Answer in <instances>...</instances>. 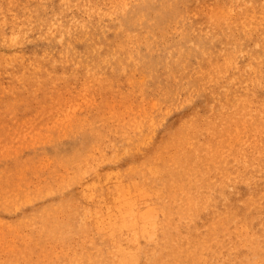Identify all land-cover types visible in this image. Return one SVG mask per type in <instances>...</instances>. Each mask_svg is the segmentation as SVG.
I'll list each match as a JSON object with an SVG mask.
<instances>
[{
	"label": "rangeland",
	"instance_id": "1",
	"mask_svg": "<svg viewBox=\"0 0 264 264\" xmlns=\"http://www.w3.org/2000/svg\"><path fill=\"white\" fill-rule=\"evenodd\" d=\"M34 1L35 4H32ZM0 0V25H3L4 27L0 26V75L2 76L0 78V194L3 196H6L9 193L13 192L14 189H20L25 190L29 188H32L33 190H36L40 185L42 186L46 182H49V180L53 179L54 177H59L60 173L64 169L63 161L60 159L59 153H65L63 157L70 160L71 163H74L75 156H77V150L80 149L83 151L84 156L87 157H97L98 151L100 153V150L106 153V158L104 163L102 164L103 169H110L116 171V167L119 168L120 173H126L133 167L134 164H138L136 161V157H133L131 154L135 151L131 152L134 148H132L133 143H136L138 141H142L144 139H147L152 134H156L157 136H161L162 133L165 137H168L170 134V131L173 129V125L177 123L179 120H182L183 118L190 115L192 119H200L202 118L203 124L206 123V120L208 119L209 122L214 118H216L215 122L220 127V129L217 126V130L219 131L218 134L221 135V131L225 126L229 125L231 126L228 130H232L231 134L234 137L236 141H233L234 143L230 142L225 147L218 148L219 157L214 166H217L220 171L219 174L225 176L226 179L224 181V185L222 184H213L212 183V189L204 191L202 198L203 200H208L210 203L209 205L211 207H216L221 204L222 207L226 209V207H230L228 205V202H237L234 203L235 205L239 206L240 208L247 205L253 206V207H264V174H261V171L264 170V114L262 115V128H254L256 132H259L260 135L257 133V140L251 142V138L247 137L248 133H254L251 130L247 132L245 136H243V133L247 130H245V127L241 125V120L243 119L244 111H249L250 108H254L255 103L258 101L259 105L264 109V0L261 3L257 0H241L242 4L245 2V6L247 7V13L245 14L248 20V25L252 23V27L250 29H244L242 28H233L232 30L229 29H217L212 28L208 25H203V28L200 25V21L197 22V18L189 16L187 14L186 16H175L172 14H169V17L167 19H164L163 22L165 24H161L160 27L155 26L152 22L154 20V17L156 15V12L161 9V6L164 4V0H130L132 2H127L129 0H46L47 5H45V0ZM44 3H43V2ZM55 1V2H54ZM65 2V6L63 3ZM82 1V3H80ZM84 1V2H83ZM96 4V6L93 5ZM104 1V2H103ZM110 1V2H109ZM114 1V2H113ZM166 1V0H165ZM189 6H197L198 8H202L205 5H201V0H189ZM193 1V2H192ZM201 1V2H200ZM204 1V0H203ZM211 1H217L219 5H229L230 0H211ZM247 1V2H246ZM254 1V2H253ZM37 2V3H36ZM53 2V3H52ZM80 4H79V3ZM90 2V3H89ZM99 2V3H98ZM102 2V3H101ZM108 2V4H107ZM116 2V4H115ZM199 2V3H198ZM251 2H253L251 4ZM258 3V5L256 4ZM43 3V4H41ZM106 5H105V4ZM113 5H112V4ZM121 3V4H120ZM125 3V5H124ZM149 3V4H148ZM11 4V5H9ZM43 6H40V5ZM50 4V5H48ZM73 6H72V5ZM76 4L78 6H76ZM99 4V5H98ZM104 4V5H103ZM115 4V5H114ZM124 7H123V5ZM131 6H130V5ZM135 4V5H134ZM137 4V6H136ZM139 4V5H138ZM63 5V6H62ZM68 8H67V6ZM75 5V6H74ZM85 5V6H84ZM89 5V6H88ZM98 8H95L97 7ZM122 5V6H120ZM133 5V6H132ZM15 6V7H14ZM34 6V7H32ZM39 6V7H38ZM47 6V7H46ZM84 6V8H83ZM94 6V7H93ZM101 6V8H100ZM110 6V7H108ZM13 7V8H12ZM32 7V8H30ZM39 8L36 10V8ZM42 7V8H41ZM49 7H53L49 9ZM56 7V8H55ZM65 10H63V8ZM75 7V8H74ZM87 7H90L87 8ZM106 7V8H105ZM125 7H127L125 9ZM135 11L138 9H145L149 10L150 14H153L152 21L150 22V16L147 17V15H144L145 17L141 20L139 17L133 18L131 14V10ZM160 7V8H159ZM3 8V10H2ZM10 8V9H9ZM31 10H30V9ZM35 8V9H34ZM59 8V9H58ZM83 8V9H82ZM105 8V9H104ZM116 8V9H115ZM121 10H120V9ZM159 8V9H158ZM18 9V10H17ZM20 9V11H19ZM41 9L43 11H41ZM61 9V10H60ZM67 9V10H66ZM69 9V12H68ZM80 11H76V10ZM87 9V10H86ZM89 9V10H88ZM100 9V10H99ZM118 9V10H117ZM128 9V10H127ZM157 9V10H156ZM7 13H5V11ZM11 10V11H10ZM14 10V11H12ZM27 10V11H26ZM29 10V12H28ZM47 10V11H46ZM49 10V11H48ZM86 12H85V11ZM99 10V11H98ZM9 11V12H8ZM23 11V12H22ZM33 11V12H31ZM53 11V12H52ZM54 11H56L54 13ZM59 11V12H58ZM89 11V12H88ZM95 11V12H94ZM111 11V12H109ZM117 12V14L115 13ZM121 11V12H120ZM124 11V13H123ZM130 11V12H128ZM20 12V13H19ZM36 12V13H35ZM38 12V13H37ZM41 12V13H40ZM63 12L62 14L59 13ZM84 12V13H83ZM92 12V13H91ZM99 12V13H98ZM101 12V16L99 15ZM104 12V13H103ZM108 12V14H107ZM166 13L167 10H164ZM5 13V14H4ZM12 13V14H11ZM28 13V14H27ZM32 13V14H30ZM50 14L48 15V14ZM57 13V14H56ZM72 13V14H71ZM81 13V14H80ZM98 13V14H97ZM111 15H110V14ZM129 13V14H128ZM16 14V15H15ZM18 14V15H17ZM36 14V15H35ZM41 14V17L39 16ZM85 14V15H84ZM107 16H106V15ZM116 14V15H115ZM131 14V15H130ZM2 15V16H1ZM8 15V16H7ZM12 15V16H11ZM24 15H26L24 17ZM75 18H73V16ZM83 18H82V16ZM89 15V16H88ZM99 15V16H98ZM115 15V16H114ZM7 16V17H5ZM16 16V17H14ZM30 16L32 18H30ZM38 16V17H37ZM47 16V17H45ZM50 16V17H48ZM54 16V17H53ZM79 16V17H78ZM106 16V17H105ZM110 16V17H109ZM112 16V17H111ZM125 16V17H123ZM131 16V17H130ZM175 16V18H174ZM13 17V18H12ZM29 17V18H28ZM61 19H60V18ZM89 19H87V18ZM93 17V19H92ZM177 17V18H176ZM185 17V18H184ZM253 17V19H252ZM7 26H6V21ZM24 18V19H23ZM35 20H34V19ZM39 18V19H38ZM51 18V20H50ZM80 18V19H79ZM102 18V19H101ZM110 18V20H109ZM121 22H120V19ZM127 18V20H126ZM131 18V19H130ZM172 18V19H171ZM181 18V19H180ZM195 18V19H194ZM3 19V20H1ZM10 19V20H9ZM28 19V20H27ZM30 19V20H29ZM46 19H49L48 22ZM65 19V20H64ZM68 19V20H67ZM74 19V20H73ZM99 19V21H98ZM116 19V20H115ZM130 19V20H129ZM138 19V20H137ZM174 19V21H173ZM14 20V21H12ZM23 24L19 23L22 22ZM29 21V24L27 21ZM38 20V21H37ZM42 20L41 22H39ZM45 20L47 22H45ZM92 20V21H91ZM94 20V21H93ZM167 20V21H166ZM189 20V21H188ZM191 20V21H190ZM194 20V21H193ZM9 21V22H8ZM27 23H26V22ZM32 21V22H31ZM76 21V22H75ZM82 21V22H81ZM129 21V22H128ZM138 21V22H137ZM144 23H143V22ZM183 21V22H182ZM193 21V22H192ZM12 22V23H11ZM15 24H14V23ZM31 22V23H30ZM39 22V23H38ZM45 24H44V23ZM75 22V23H74ZM77 22L78 25H77ZM84 22V23H83ZM95 24H93V23ZM125 22V23H124ZM19 23V24H18ZM27 25H26V24ZM35 23V24H34ZM37 23V24H36ZM42 23V25H40ZM73 23V24H72ZM107 25H106V24ZM114 23V24H113ZM120 23V24H119ZM128 23V24H127ZM130 23V24H129ZM140 23V24H139ZM145 24V26L143 24ZM176 23V24H175ZM12 26H10V25ZM25 24V25H24ZM47 24V26H46ZM59 24V25H58ZM75 24V25H74ZM83 24V26L81 25ZM89 24V25H88ZM112 24V25H111ZM134 24V25H132ZM190 24V25H188ZM15 25H17L15 27ZM24 27H22V26ZM80 25V26H79ZM126 25V26H125ZM132 25V26H131ZM136 25V28L134 27ZM141 25V26H139ZM170 25V26H169ZM180 25V27H179ZM194 25V26H193ZM9 26V27H8ZM19 26V27H18ZM21 26V27H20ZM29 26V27H28ZM70 26V27H69ZM73 26V27H72ZM76 26V27H75ZM112 26V27H111ZM123 28V29H121ZM123 26V27H122ZM125 26V27H124ZM139 26V27H138ZM155 26V27H154ZM163 26V28H162ZM167 26V27H166ZM169 26V27H168ZM14 27V28H13ZM18 27V28H17ZM28 27V28H27ZM33 27V28H32ZM41 27V28H40ZM49 27V28H47ZM60 30L57 31L58 28ZM132 27V28H131ZM142 27V28H141ZM178 27V28H177ZM189 29H188V28ZM12 28V29H9ZM45 28V29H44ZM55 28V29H54ZM66 32L64 33V31ZM88 28V30H87ZM148 28V29H147ZM154 28V29H152ZM157 28V30H156ZM169 28V29H168ZM218 28V27H217ZM5 29V30H4ZM20 31H18V30ZM31 29V30H30ZM67 29V30H66ZM71 29V30H70ZM75 29V30H73ZM105 29V30H104ZM110 29V30H109ZM138 29V30H137ZM259 29V31H258ZM3 30L4 32H2ZM16 30V31H15ZM29 30V31H28ZM34 32H33V31ZM36 30V31H35ZM38 30V32H37ZM49 30V31H48ZM92 30V31H91ZM96 30V31H94ZM121 30H123L125 33H123ZM132 30V32L130 31ZM135 30V32H134ZM137 30V31H136ZM147 30V31H146ZM175 30H177L175 32ZM183 30V31H181ZM192 30V31H191ZM214 30V31H213ZM255 30V31H254ZM262 30V31H261ZM14 33H13V32ZM26 31V32H25ZM28 31V32H27ZM47 33V34H45ZM57 31V32H55ZM68 31V32H67ZM132 34H130L129 33ZM160 31V32H159ZM173 31V32H171ZM180 31V32H179ZM185 31V32H184ZM187 31V32H186ZM216 31V32H215ZM244 31V32H243ZM251 31V32H250ZM2 32V33H1ZM11 32V33H10ZM18 32V34H17ZM25 32V33H24ZM41 34H40V33ZM52 32V33H51ZM70 32V33H69ZM91 34H90V33ZM101 35H100V33ZM109 32V33H108ZM127 32V33H126ZM142 34H146L142 36ZM158 32V33H157ZM166 32V33H165ZM171 32V33H170ZM199 32V33H198ZM209 34H207V33ZM213 32V33H212ZM218 32V33H217ZM221 32V33H220ZM224 32V33H223ZM228 32V34L226 33ZM233 32V33H232ZM235 32V33H234ZM8 33V34H7ZM10 33V34H9ZM13 33V34H12ZM37 33V35H36ZM39 33V34H38ZM51 33V35H49ZM61 35H60V34ZM74 33V34H73ZM163 33V34H160ZM227 36H226V34ZM232 36H229L231 35ZM237 33V34H236ZM5 36H2L4 35ZM21 34V35H20ZM43 34V35H42ZM71 34V35H70ZM120 36H119V35ZM171 34V35H170ZM173 34V35H172ZM177 36H176V35ZM179 34V35H178ZM182 34V36L180 35ZM212 34V35H211ZM234 34V35H233ZM236 34V35H235ZM239 34V35H238ZM7 35V36H6ZM12 35V36H11ZM16 35V36H15ZM20 35V36H19ZM44 35L49 36V38ZM59 35L61 37H59ZM65 35V36H64ZM107 35V37H106ZM123 35V36H122ZM175 35V36H174ZM185 35V36H183ZM191 35V36H189ZM217 35V36H216ZM219 35V36H218ZM223 35L224 38L222 37ZM15 36V37H13ZM19 36V37H18ZM39 36V37H38ZM80 38H79V37ZM94 36V37H93ZM109 36V37H108ZM118 36V37H117ZM142 36V37H141ZM161 38H160V37ZM169 36V37H168ZM173 36V37H172ZM187 36V37H186ZM212 36V37H211ZM237 36V37H236ZM242 36V38H241ZM244 36V37H243ZM25 37V38H24ZM38 37V39H37ZM42 37V38H40ZM51 37V38H50ZM90 39H89V38ZM122 37V38H121ZM139 37V38H137ZM172 37V38H171ZM180 37V38H179ZM189 37V38H188ZM193 37V38H192ZM197 37V38H195ZM217 37V38H216ZM251 37V39H250ZM6 38V40H5ZM34 38L35 40H33ZM40 38V40H39ZM69 40H68V39ZM104 38V39H103ZM121 38L122 40L120 41ZM123 38H125L123 40ZM150 38V39H149ZM158 41H156V39ZM212 38V39H211ZM232 38H234L232 40ZM241 38V39H240ZM11 39L13 41H11ZM25 39V41L23 40ZM30 39V41H29ZM73 42H71V40ZM74 39V40H73ZM79 39V40H78ZM82 39V40H81ZM96 42H95V40ZM114 39V40H113ZM155 39V40H154ZM164 41H163V40ZM176 39V40H174ZM221 39V40H220ZM225 39V40H223ZM232 43H231V40ZM248 39V40H246ZM49 40V41H47ZM60 40V41H59ZM101 40V43H100ZM130 40V41H129ZM135 40V42H134ZM142 40V42H141ZM151 40V41H150ZM179 40V43L178 41ZM181 40V41H180ZM218 40V41H217ZM223 40V42H222ZM230 42H229V41ZM6 41V42H5ZM8 41V42H7ZM55 41V42H54ZM65 41V42H64ZM115 41V42H114ZM141 43H140V42ZM150 41V43H149ZM169 43H166V42ZM175 41V42H174ZM186 43H185V42ZM240 44H238L237 42ZM243 41V42H241ZM1 42H4L1 44ZM27 42V43H26ZM30 42V43H29ZM61 42V44H60ZM76 42V43H75ZM79 42V43H78ZM83 42V43H80ZM92 44L89 46V43ZM94 42V43H93ZM124 44H123V43ZM127 42V43H125ZM129 42V44H128ZM148 42V43H146ZM156 42V44H155ZM174 42V43H173ZM192 42V43H191ZM227 42V44H225ZM248 42V43H247ZM255 42V43H254ZM9 43V44H8ZM36 43V44H35ZM44 43V45H43ZM49 43V44H47ZM53 43V44H52ZM71 43H73L71 45ZM86 43V44H85ZM97 43V44H95ZM105 43V45H104ZM116 43V44H115ZM132 43V44H131ZM204 45H202V44ZM229 43V45H228ZM258 43V44H257ZM4 44V45H3ZM14 44V45H12ZM42 44V45H41ZM59 44V45H58ZM88 44V46H87ZM95 44V45H93ZM104 46H103V45ZM113 44V45H112ZM123 44V45H122ZM128 44V45H127ZM131 44V45H130ZM165 46H164V45ZM181 46H179V45ZM225 44V45H224ZM235 44V45H233ZM249 44V45H248ZM257 49H255V45ZM2 45V46H1ZM35 45V46H34ZM52 45V46H51ZM65 45V46H64ZM86 45V46H84ZM99 52L98 51V47ZM107 45V46H106ZM143 45V46H142ZM189 45V46H188ZM233 45V46H232ZM239 45V46H238ZM15 46V47H13ZM46 46V47H45ZM50 46V47H49ZM57 48H56V47ZM63 46V47H62ZM70 46V47H69ZM84 46V47H83ZM111 46V47H110ZM114 46V47H113ZM128 46V47H127ZM131 46V47H129ZM134 46V47H132ZM138 46V47H137ZM153 48V49H150ZM197 46V48L195 47ZM203 46V47H202ZM227 48H226V47ZM243 46V47H241ZM245 46V47H244ZM252 46V47H251ZM7 49H5V48ZM9 47V48H7ZM63 49H62V48ZM65 47V48H64ZM67 47V48H66ZM86 47V50H85ZM95 47V48H94ZM103 47V48H102ZM104 47H106L104 49ZM126 52V55H124V49ZM143 47V48H142ZM158 47V49H157ZM181 47V48H180ZM223 47V48H222ZM250 47V48H249ZM254 47V48H253ZM2 48V49H1ZM21 48V49H20ZM43 48V49H42ZM45 48V49H44ZM71 48V49H70ZM73 48V49H72ZM77 48V49H76ZM89 48V49H88ZM91 48L92 52H91ZM109 48V49H108ZM134 48V49H133ZM139 50H138V49ZM142 48V49H141ZM145 48V49H144ZM156 48V49H155ZM168 48V49H166ZM173 48V49H172ZM177 48V49H176ZM190 48V50H189ZM215 48V50H214ZM217 48V49H216ZM238 48V49H237ZM259 48V49H258ZM40 49V50H39ZM53 49V50H52ZM81 49V50H80ZM88 49V52H87ZM101 49V50H100ZM128 49V50H127ZM197 49V50H196ZM219 49V50H218ZM221 49V50H220ZM228 49V51H227ZM233 49V50H232ZM237 49V50H235ZM241 49V50H240ZM4 52H3V51ZM47 50V52L45 51ZM59 50V52H58ZM76 50V51H75ZM85 50V51H84ZM136 50V51H135ZM145 50V51H144ZM152 50V51H151ZM157 52H155V51ZM159 50V51H158ZM211 50V52H210ZM223 50V51H222ZM249 52H248V51ZM252 50V51H251ZM14 51V53H13ZM38 51V52H37ZM44 51V53H43ZM50 51L51 53H49ZM64 51L66 53H64ZM75 51V52H74ZM82 51V52H81ZM90 51V52H89ZM121 51V52H120ZM131 51V52H129ZM139 51V52H138ZM174 51V52H173ZM183 51V52H182ZM187 51V52H186ZM196 51V52H195ZM218 51V52H217ZM226 51V52H225ZM232 51V52H231ZM241 51V52H240ZM25 52V53H24ZM31 52V53H30ZM35 52H37L35 54ZM42 52V53H41ZM45 52L48 54H45ZM73 52V53H72ZM79 52V53H78ZM97 52V53H95ZM104 52V53H103ZM119 52V53H118ZM135 52V53H134ZM143 52V53H141ZM147 52V53H146ZM149 52V53H148ZM151 52V54H150ZM153 52V53H152ZM164 52V53H163ZM169 52V53H168ZM181 52V53H180ZM194 52V53H193ZM200 52V53H199ZM208 52V53H207ZM231 54H230V53ZM239 52V53H238ZM257 54H255V53ZM7 53V54H6ZM21 53V54H20ZM27 53V54H26ZM60 54L59 55H57ZM68 53V54H67ZM78 53V54H76ZM84 55H83V54ZM94 53V54H93ZM100 53V54H99ZM113 53V54H112ZM116 53V54H115ZM118 53V54H117ZM132 53V54H131ZM139 55H137V54ZM167 55H166V54ZM180 53V54H178ZM225 53V54H224ZM243 53V54H242ZM247 53V54H246ZM253 55H251V54ZM5 54V55H4ZM13 54V56H12ZM31 54V55H30ZM71 54V56L69 55ZM87 54V55H85ZM104 54V55H103ZM122 54V55H121ZM136 54L137 56H135ZM188 54V55H186ZM195 54V55H194ZM206 54V55H205ZM223 54V55H222ZM235 54V55H234ZM262 54V55H261ZM9 55V56H8ZM34 57H33V56ZM44 55V56H41ZM53 57H52V56ZM69 55V56H67ZM73 55V56H72ZM76 55V57H75ZM82 55V58L80 59ZM99 55V56H97ZM106 55V56H105ZM109 55V56H108ZM112 55V56H111ZM118 56V58L116 57ZM133 55V56H132ZM164 55V56H163ZM171 55V57H170ZM178 55H181L178 57ZM183 55V56H182ZM227 55V56H225ZM230 55V56H229ZM233 55V57H232ZM240 55V56H239ZM245 57L243 58V56ZM4 56V57H3ZM29 56V57H28ZM55 56V57H54ZM65 58H64V57ZM78 56V57H77ZM86 56V57H85ZM115 56V57H114ZM125 56V57H124ZM131 56V57H130ZM142 56V57H141ZM144 56V57H143ZM146 56V57H145ZM151 56V57H150ZM166 56V57H165ZM185 56V57H184ZM203 56V57H202ZM235 56V57H234ZM255 56V58H254ZM41 57V58H40ZM45 57V58H44ZM138 59H137V58ZM157 57V58H156ZM164 57V58H163ZM184 57V59H183ZM187 57V58H186ZM192 57V58H189ZM216 57V59H215ZM225 57V58H223ZM232 57V58H230ZM238 57V59H237ZM263 59H262V58ZM6 60H5V59ZM11 58V59H10ZM36 58V59H35ZM57 58V59H56ZM88 58V59H87ZM99 58V59H98ZM117 58V59H116ZM129 58V59H126ZM132 58V59H131ZM143 60H142V59ZM147 58V59H145ZM163 58V59H160ZM171 60H170V59ZM179 62H178V60ZM197 58V59H196ZM202 58V59H201ZM228 58V59H227ZM246 58V59H245ZM257 58V59H256ZM22 59V60H21ZM38 59V60H37ZM41 59V60H40ZM62 59V60H59ZM69 59H71L69 61ZM73 59V61H72ZM160 59V60H159ZM167 64H165L164 62ZM183 61H182V60ZM191 59V61H190ZM195 59V60H194ZM210 59V60H209ZM215 59V60H214ZM233 59L232 61H230ZM240 59V60H239ZM256 59V60H255ZM261 59V60H260ZM5 60V61H3ZM13 60V61H12ZM20 60V61H19ZM33 62L31 63L30 61ZM47 60V62H46ZM59 60V61H58ZM75 60V61H74ZM118 60V61H117ZM119 60H121L119 62ZM123 60V61H122ZM128 60V61H127ZM135 62H134V61ZM146 61V63H144ZM158 60V61H157ZM202 60V61H201ZM209 60V61H208ZM217 60V61H216ZM222 60V61H221ZM227 62H226V61ZM7 61V62H6ZM10 61V62H9ZM19 61V62H18ZM39 61V62H37ZM49 61V62H48ZM83 61H85L83 63ZM106 61V62H104ZM109 61V62H108ZM112 61V62H111ZM116 61V62H115ZM133 61V62H132ZM176 61V62H175ZM198 61V63H197ZM221 61V62H219ZM238 61V62H237ZM261 61V63H260ZM9 62V63H8ZM12 62V63H11ZM22 62V63H21ZM26 62V63H25ZM41 62V63H40ZM52 62V63H50ZM70 62V63H69ZM75 62V65H74ZM78 62V63H77ZM94 62V65H93ZM116 64H115V63ZM123 62V63H122ZM154 62V63H153ZM157 62V64H156ZM160 62V63H159ZM173 62V63H172ZM192 64V65H190ZM206 62V63H205ZM209 62V63H208ZM219 62V63H218ZM223 62V63H222ZM235 62L236 65L234 64ZM248 62V63H247ZM6 63V64H4ZM15 63L17 65H15ZM36 63V65H35ZM54 63V64H53ZM57 63V64H56ZM108 63V64H107ZM122 63V65H121ZM133 65H132V64ZM144 63L143 65H141ZM151 63V65H149ZM175 65L173 66V64ZM183 63V64H182ZM186 63V65H185ZM188 63V64H187ZM211 63V64H210ZM227 63V64H226ZM233 63V64H232ZM243 63V64H242ZM251 63L253 65H251ZM23 64V65H22ZM38 64V65H37ZM48 64V65H47ZM56 64V66H55ZM59 64V65H58ZM66 64V65H65ZM80 64H82L81 67ZM103 64V65H102ZM108 66H107V65ZM114 64V65H113ZM124 64V65H123ZM141 66H140V65ZM161 64V65H160ZM211 66H209V65ZM229 64V66H228ZM7 65V66H6ZM9 65V66H8ZM40 65V67H39ZM78 65V66H77ZM91 65V66H90ZM101 65V66H100ZM121 65V67H120ZM137 65V66H135ZM148 65V66H147ZM156 66L152 69L153 66ZM158 65V66H157ZM169 65V66H168ZM182 68H180L181 66ZM191 67H190V66ZM195 65V66H194ZM208 65V66H207ZM232 65V66H231ZM236 67H235V66ZM257 65V66H256ZM261 65V66H260ZM2 66V67H1ZM16 66V67H15ZM22 66V68H21ZM32 66V67H31ZM42 66V67H41ZM52 66V68H51ZM54 66V67H53ZM89 66V67H88ZM93 66V68H92ZM104 66V67H103ZM107 66V67H106ZM114 66V67H113ZM123 66V67H122ZM130 66V67H129ZM146 68H145V67ZM150 66V67H149ZM152 66V67H151ZM161 66V67H160ZM180 66V67H179ZM184 66V67H183ZM221 66V67H219ZM240 66V67H237ZM5 67V69H4ZM9 67V68H8ZM12 67V68H10ZM25 67V68H24ZM45 67V68H44ZM47 67V68H46ZM167 67V68H166ZM179 67V68H178ZM189 67V68H188ZM194 69H193V68ZM209 67V68H208ZM219 67V68H218ZM226 67V68H225ZM235 67V68H234ZM252 67V68H250ZM256 67V68H255ZM258 67V68H257ZM2 68V69H1ZM33 68V70H32ZM39 68V69H38ZM54 68V69H53ZM57 68V69H56ZM66 68V69H65ZM71 68V69H70ZM73 68V70H72ZM91 68V72L90 71ZM100 68V70H99ZM118 68V69H115ZM142 68L145 70V72L142 70ZM149 68L151 71H149ZM240 68V69H239ZM255 68V69H253ZM25 69V70H24ZM29 69V70H28ZM46 69V70H45ZM53 69V70H52ZM68 69V70H67ZM88 69V70H87ZM92 69H94L93 72ZM108 69V70H107ZM121 69V71H120ZM124 69V70H123ZM127 69V70H126ZM166 69V70H164ZM187 69V70H186ZM193 69V70H192ZM200 69V70H199ZM219 69V70H218ZM226 69V70H224ZM243 69V70H242ZM253 69V71H251ZM263 72H262V70ZM8 70V71H7ZM11 70V71H10ZM24 70V71H23ZM50 70V71H49ZM85 70V71H84ZM99 70V72L97 71ZM111 73H106L107 71ZM117 73L114 75V73ZM135 70V72H134ZM158 70V71H157ZM163 70V71H162ZM180 72H179V71ZM227 70L228 73H227ZM235 73H234V71ZM245 70V71H244ZM253 72L248 73L247 71ZM261 70V71H260ZM17 71V72H16ZM26 71V73H25ZM40 71V72H39ZM54 71V72H52ZM62 71V73H61ZM64 71V72H63ZM65 71L67 72L65 74ZM102 73H101V72ZM104 71V72H103ZM129 71V72H128ZM133 71V72H132ZM141 71V74H140ZM186 71V72H185ZM210 71V72H209ZM215 73H214V72ZM231 71V72H230ZM233 71V73H232ZM241 71L242 73H240ZM43 72V73H42ZM47 72V74H46ZM86 72V73H85ZM88 72V73H87ZM98 72V74H96ZM121 74H120V73ZM131 72V73H130ZM144 72V73H143ZM159 72V73H158ZM162 72H165L162 73ZM170 72V73H169ZM183 75V78H179V76L176 75V73ZM219 72L221 74H219ZM230 72V73H229ZM259 72V73H258ZM260 72H262L260 74ZM11 73V74H10ZM20 75H19V74ZM37 73V74H35ZM64 73V74H63ZM70 73V74H69ZM78 73V74H77ZM84 73V74H83ZM130 73V74H129ZM163 75H161V74ZM174 73V74H172ZM16 74V75H15ZM63 74V75H62ZM69 74V75H68ZM76 77H74V75ZM77 74V75H76ZM83 74V76H82ZM92 74H95L92 76ZM169 74V75H168ZM186 74V75H185ZM233 74V75H231ZM239 74V75H238ZM248 76H247V75ZM259 77H258V75ZM22 75V76H21ZM44 75V76H43ZM91 75V76H90ZM102 75V76H101ZM114 75V76H113ZM119 75V76H118ZM145 75V77H144ZM154 75V78L152 77ZM194 75V76H193ZM206 75V76H205ZM239 77H238V76ZM250 75V76H249ZM8 76V77H6ZM18 76V77H17ZM20 76V77H19ZM35 76V77H34ZM38 76V77H37ZM46 76V77H45ZM53 76V77H52ZM55 76V77H54ZM73 76V77H72ZM86 76V77H85ZM142 76V77H140ZM174 76H176V79H174ZM190 76V77H189ZM208 76V77H207ZM242 76V77H241ZM92 77V78H91ZM99 77V80H98ZM103 77V78H102ZM115 77V79L113 78ZM122 77V79H121ZM135 77V78H134ZM146 78L144 80V78ZM150 77V78H149ZM170 77V79L168 78ZM210 77V78H209ZM235 77V79H234ZM242 81L240 82L239 79ZM245 77L246 79H244ZM8 78V79H7ZM38 78V79H35ZM47 78L50 80H47ZM61 78V79H60ZM76 78V79H75ZM104 78H107L104 79ZM121 80H120V79ZM125 78H127L125 80ZM157 78V80H156ZM158 78H160L158 80ZM164 80H163V79ZM232 78V80H231ZM242 78V79H241ZM248 78V79H247ZM257 78V79H256ZM4 79V80H3ZM19 79V80H18ZM58 79V80H56ZM63 79V80H62ZM73 79V80H72ZM75 79V81H74ZM81 79V80H80ZM85 79V80H84ZM90 79V80H89ZM141 83H140V81ZM143 79V80H142ZM170 81H169V80ZM221 79V80H220ZM226 79V80H225ZM256 79V80H255ZM15 80V82L13 81ZM69 80V82H68ZM73 82H72V81ZM84 80V81H83ZM110 80V81H109ZM122 82H120V81ZM123 80V81H122ZM131 80V81H130ZM150 80V81H149ZM155 80V83L153 82ZM168 80V81H167ZM174 80V81H173ZM204 80V82H203ZM262 80V81H261ZM4 81V82H2ZM11 81V82H10ZM32 81V82H31ZM42 81V82H41ZM49 81V82H48ZM65 83H64V82ZM77 81V82H76ZM82 81V82H81ZM97 81V83L95 82ZM126 81V82H125ZM149 81V82H148ZM152 81V82H151ZM164 81V82H163ZM165 81H167V86L165 84ZM237 81L239 84H237ZM245 81V82H244ZM253 81V82H252ZM258 81V82H257ZM23 82V84H22ZM31 82V83H30ZM74 84H72V83ZM105 84H102V83ZM110 82V83H109ZM130 82V83H128ZM147 84H146V83ZM158 82V83H156ZM175 82V83H174ZM176 82L178 83L176 85ZM244 82V83H243ZM261 84H260V83ZM263 82V83H262ZM21 83V84H20ZM27 86H26V84ZM35 83V84H34ZM84 83L86 85H84ZM100 83V84H99ZM132 83V84H131ZM138 83V84H137ZM154 83V84H152ZM174 83V84H173ZM211 83V84H210ZM213 83V84H212ZM217 83V84H216ZM220 83V84H219ZM222 83V85H221ZM226 83V84H225ZM230 83V84H229ZM247 83V84H246ZM250 85H249V84ZM64 84V85H62ZM96 84V86H95ZM109 84V85H108ZM110 84H113L110 86ZM125 84V85H124ZM130 84V85H129ZM137 84V85H136ZM144 84V85H143ZM164 84V85H163ZM182 84V85H181ZM215 84V85H214ZM219 84V86H218ZM225 84V85H224ZM234 84V86L232 85ZM245 84V85H244ZM5 85L7 87H5ZM11 85V86H10ZM52 85V86H51ZM84 85V86H83ZM92 85V86H91ZM94 85V86H93ZM101 85V86H100ZM105 85L106 88H103ZM128 85V86H127ZM184 85V87H182ZM210 85V86H209ZM224 85V86H223ZM229 85V86H228ZM232 85V86H230ZM239 85V86H238ZM9 86V87H8ZM17 89H16V87ZM22 86V87H21ZM35 86V87H34ZM44 86V87H43ZM55 86V88H54ZM103 86V87H102ZM110 86V87H109ZM131 86V87H130ZM135 86V87H134ZM154 86V87H153ZM171 86V87H170ZM212 86V88H211ZM214 86V87H213ZM227 86V87H226ZM243 86V88H242ZM247 86V88H245ZM253 86V87H252ZM255 86V87H254ZM259 88H258V87ZM28 87V88H27ZM31 87V88H30ZM41 87V90H40ZM43 87V88H42ZM66 87V88H65ZM81 87V89H79ZM86 87V88H85ZM89 87V89H88ZM93 87V88H92ZM98 87V90L96 91ZM103 88L105 90H100V88ZM114 87V89H113ZM116 87V89H115ZM118 87V89H117ZM188 87V88H187ZM210 87V88H209ZM215 87H217V90H215ZM220 87V89L218 88ZM238 89H237V88ZM252 87V88H251ZM263 87V88H261ZM12 88V89H11ZM24 88V89H23ZM61 88V89H60ZM95 88V91H94ZM126 88V92H125ZM129 90H128V89ZM172 88V89H171ZM180 88V89H179ZM226 88V89H224ZM250 90H249V89ZM9 89V90H8ZM43 89V90H42ZM63 89V90H62ZM65 89V90H64ZM77 89V90H76ZM120 89V90H119ZM156 89V90H155ZM159 89V91H158ZM168 91H167V90ZM234 89V90H232ZM257 89V90H255ZM259 89V90H258ZM9 92H8V91ZM18 90V91H17ZM39 90V91H38ZM45 90V91H44ZM82 90V91H81ZM86 90V92H84ZM107 90V91H106ZM123 90V91H122ZM133 90V92H132ZM215 90V91H214ZM236 90V91H235ZM7 91V92H6ZM28 91V93L26 92ZM58 91V94L56 93ZM62 91V92H61ZM66 91V92H65ZM69 91V93H68ZM104 91V92H103ZM122 93H121V92ZM138 91V92H137ZM161 91V93H160ZM163 91V92H162ZM170 91V92H169ZM183 95H182V93ZM210 91V92H209ZM217 91V92H216ZM219 91V92H218ZM225 91V92H224ZM228 93H227V92ZM233 91V93H232ZM240 91L241 94L239 93ZM254 91V93H253ZM12 92V93H11ZM16 92V93H15ZM43 92L45 94H43ZM54 92V93H52ZM74 92V93H73ZM84 92V93H83ZM97 92V93H96ZM99 92V93H98ZM113 92V94H112ZM128 92V93H127ZM141 92V93H140ZM177 92L179 94H177ZM197 92V93H196ZM207 92V93H206ZM213 92V93H211ZM224 92V93H220ZM7 95H4V94ZM11 93V94H10ZM14 93V94H13ZM78 93L81 95H78ZM89 95H88V94ZM93 93V94H92ZM96 95H95V94ZM105 93V96H102V94ZM111 93V94H110ZM132 93V94H130ZM176 95H175V94ZM185 93V94H184ZM194 93V94H192ZM203 93V94H202ZM218 93V94H217ZM220 93V94H219ZM231 93V94H230ZM238 93V94H237ZM26 94V95H25ZM37 94V95H36ZM43 94V98L42 95ZM84 94V96H83ZM86 94V96H85ZM100 94V95H99ZM214 96H210V95ZM223 94V95H221ZM229 94V95H228ZM235 94V95H234ZM16 95V96H13ZM24 95V98H22ZM35 95V96H34ZM45 95V96H44ZM65 95V96H63ZM70 95V96H69ZM72 95L76 96L74 98H71ZM92 95V96H91ZM124 95V96H123ZM133 97H132V96ZM139 97H138V96ZM195 95V96H194ZM209 95V96H208ZM220 95V96H219ZM4 96V97H3ZM27 96V97H26ZM29 96V97H28ZM32 96V97H31ZM47 96V97H46ZM56 96V98H55ZM69 96V97H68ZM97 96V97H96ZM100 96V97H99ZM112 96V97H111ZM114 96V97H113ZM136 96L138 98H136ZM156 96V97H155ZM192 96V97H191ZM223 96V97H222ZM230 96V97H229ZM9 97V98H7ZM15 97V99H13ZM22 99H21V98ZM31 97V98H30ZM55 99H54V98ZM61 97V98H60ZM68 97V98H67ZM78 97H83L78 98ZM86 99H85V98ZM96 97V98H95ZM108 97V98H106ZM110 97V98H109ZM117 97V98H116ZM185 97V98H184ZM197 97V98H196ZM236 97V98H235ZM4 98V99H3ZM7 98V99H6ZM18 98V99H16ZM37 98V99H36ZM48 98V99H46ZM52 98V99H51ZM88 98V99H87ZM90 98V99H89ZM92 98V99H91ZM133 98V99H131ZM170 98V99H169ZM220 98V99H219ZM226 98V99H224ZM3 99V100H2ZM28 99V100H27ZM46 99V101H45ZM62 99V100H61ZM81 100V102H79ZM96 99V100H95ZM99 99V100H98ZM141 99V100H140ZM181 99V100H180ZM192 99V100H191ZM5 100V102H4ZM6 100H8L6 102ZM10 100V101H9ZM30 100V102H29ZM52 100V101H51ZM72 100V103H71ZM76 100V101H75ZM86 100V101H85ZM98 100V101H97ZM103 100V101H102ZM111 100V102H110ZM135 100V101H134ZM183 100V102H182ZM195 100V101H194ZM200 100V101H199ZM250 100L249 104L248 101ZM3 101V102H2ZM66 101V102H65ZM89 101V103H87ZM97 101V103H96ZM157 102V104H152L153 102ZM188 102V104L186 103ZM199 101V102H198ZM64 102V103H63ZM107 102V105H105ZM198 102V103H197ZM222 102V103H221ZM2 103V104H1ZM26 103V105H25ZM35 103V104H34ZM70 103V104H69ZM86 103L88 105H83ZM95 103V105H94ZM111 103V104H110ZM179 103V104H178ZM184 103V104H183ZM213 103V104H212ZM6 104V105H5ZM9 104V105H8ZM12 104V105H11ZM61 107H59V105ZM81 104V105H80ZM130 104V105H129ZM135 104V105H134ZM152 104V105H151ZM186 104V105H185ZM251 104V105H250ZM2 105V106H1ZM33 105V106H32ZM57 105V106H56ZM90 105V106H89ZM100 105V106H99ZM112 105V106H111ZM120 105V106H119ZM149 105V107H147ZM155 105V106H154ZM177 105V106H176ZM182 105V107H181ZM25 106V108H24ZM30 106V107H29ZM52 106V107H51ZM81 106V107H80ZM94 106V107H93ZM105 106V107H104ZM122 106V107H121ZM146 106V107H145ZM152 106V107H151ZM163 106V107H162ZM244 106V107H242ZM46 107V108H45ZM57 107V108H54ZM59 107V108H58ZM65 107V108H63ZM77 107V108H76ZM90 107V108H89ZM93 107V108H92ZM96 107V108H95ZM103 107V108H101ZM107 107V108H106ZM151 107V108H150ZM199 107V108H198ZM242 107V108H241ZM5 108V109H4ZM13 108V109H12ZM22 108V109H20ZM33 108V110H32ZM35 108V109H34ZM69 108V109H68ZM99 108V109H98ZM122 108V109H121ZM144 108V109H143ZM177 108V109H175ZM84 111H83V110ZM93 109V110H92ZM98 111H97V110ZM146 110V117L149 118V120L152 119V121L155 124V127L153 126H142L143 129L134 130L130 129L129 134H127L126 137H123L120 132L119 124L121 121H127L128 124H132L133 119L129 121L130 118H134L137 120V118L140 115V110ZM148 109V110H147ZM152 109V110H151ZM175 109V110H174ZM198 109V110H197ZM243 109V110H242ZM27 110V111H26ZM65 110V111H64ZM185 110V111H184ZM35 111V112H34ZM153 111V112H152ZM168 113H167V112ZM178 111V112H177ZM198 111V112H197ZM212 111V112H211ZM236 111V112H235ZM238 111L240 114H238ZM3 112V113H2ZM45 112L49 113L46 114ZM152 112V113H151ZM156 112V113H155ZM9 113V114H8ZM18 113V114H17ZM31 113V114H30ZM76 113V114H75ZM85 113V114H84ZM109 113H116V119L118 120H109V123H107V120H102L98 118L99 116H105L108 119ZM167 113V115H166ZM199 113V114H198ZM219 113V115H218ZM223 113V114H222ZM235 113V115H234ZM20 114V115H19ZM30 114V115H29ZM34 114V115H33ZM38 114V115H37ZM46 114V115H45ZM152 114V115H151ZM181 114V115H180ZM193 114V115H192ZM204 114V115H203ZM208 114V117H207ZM210 114V115H209ZM9 115V116H8ZM33 117H32V116ZM43 115V116H42ZM45 115V116H44ZM76 115V116H75ZM81 115V117H80ZM202 115V116H201ZM16 116V117H15ZM20 116V117H19ZM27 116V117H26ZM50 116V117H49ZM84 119H83V117ZM152 116V117H151ZM172 116V117H171ZM200 116V117H199ZM29 117L31 119H29ZM75 117V118H74ZM77 117H79V121H76ZM166 117V118H165ZM8 118V121H7ZM35 118V119H34ZM38 118V119H37ZM74 118V119H73ZM81 118L83 120H81ZM125 118V119H124ZM165 118V119H164ZM173 120H171V119ZM211 118V119H209ZM20 119V120H19ZM26 119V120H25ZM37 119V120H36ZM41 119V120H40ZM72 119V120H71ZM154 119V120H153ZM161 119V121H160ZM169 119V120H168ZM30 120V122H29ZM32 120V121H31ZM35 120V121H34ZM60 120V121H59ZM64 120V122H63ZM73 120L76 121V123L71 126L69 123ZM207 120V121H208ZM218 120V121H217ZM38 121V122H37ZM62 121V122H61ZM82 121V122H80ZM256 119L252 122L255 123ZM33 122V125H32ZM44 122V123H41ZM67 122V123H65ZM84 122V123H83ZM165 122V123H163ZM21 123L23 125H21ZM29 124V126L27 125ZM63 123V124H62ZM83 123V125L81 124ZM49 124V125H48ZM60 124V125H59ZM65 124V128L63 127ZM161 124V125H160ZM224 124V125H223ZM2 125V126H1ZM14 125V127H13ZM41 125V126H40ZM50 128V126H53ZM57 125V126H56ZM63 125V126H62ZM36 126V127H35ZM45 126V127H44ZM23 127V129L21 128ZM26 127V128H25ZM31 127V128H30ZM41 127V128H40ZM47 127V128H46ZM85 129H84V128ZM152 127V128H151ZM223 127V128H222ZM239 127V128H237ZM72 128V129H71ZM77 128V129H76ZM151 128V129H150ZM155 128V129H154ZM163 128V129H162ZM166 128V129H165ZM249 128V127H246ZM10 129V130H9ZM12 129V130H11ZM18 129V130H16ZM44 133H42L41 131ZM239 129V130H238ZM35 130V131H34ZM61 130V132H59ZM90 130V131H89ZM148 130V132L146 131ZM160 130V131H159ZM241 130V131H240ZM33 131V132H32ZM38 131V132H37ZM77 131V133L75 132ZM82 131V132H80ZM94 131V132H93ZM133 131V132H132ZM141 131V132H140ZM164 131V132H162ZM241 135H239V133ZM243 131V132H242ZM15 132V133H14ZM17 132V133H16ZM29 132V133H28ZM152 132V134H150ZM10 133V134H9ZM21 133V134H20ZM35 133H37L35 135ZM48 133V134H47ZM22 136H20V135ZM30 134V135H29ZM32 134V135H31ZM46 134V135H44ZM112 134V135H111ZM236 134V135H235ZM26 135V137H25ZM42 135V136H41ZM52 135V136H50ZM82 135V136H81ZM128 135H130L131 140L134 139L136 142L129 141ZM10 136V137H8ZM15 136V137H14ZM33 136V137H31ZM40 136V138H39ZM111 136V137H110ZM13 137L15 139H13ZM35 137V138H34ZM45 137V138H44ZM50 137V139L48 138ZM82 137V138H81ZM86 137V138H83ZM245 139H244V138ZM8 138V139H7ZM17 138V139H16ZM23 138V139H22ZM32 138V139H30ZM38 140H37V139ZM89 138V139H88ZM123 140H121V139ZM10 139V140H9ZM36 139V141H35ZM60 139V141H59ZM18 140V141H17ZM20 140V141H19ZM26 142H25V141ZM107 140V141H106ZM138 140V141H137ZM242 140V141H241ZM11 141L12 143H10ZM47 141V142H46ZM72 141V143H70ZM98 141V142H97ZM101 141V142H99ZM124 141V142H123ZM16 142V143H15ZM45 142V143H44ZM80 142V143H79ZM96 143V145H94ZM107 142V144H106ZM109 142V143H108ZM15 143V144H14ZM33 143H37L36 145ZM87 143V144H86ZM100 143V149L98 147V144ZM24 144V145H23ZM32 144V146H31ZM125 144V145H124ZM151 144V142H150ZM10 147L8 149V147ZM229 147L227 148V146ZM243 147H242V146ZM51 146V147H50ZM75 146V147H74ZM234 146H236L234 148ZM239 146V147H238ZM246 148H245V147ZM3 147V148H2ZM7 149H6V148ZM233 147V149H231ZM26 148V149H25ZM113 148V149H112ZM227 148V149H226ZM239 148V149H237ZM245 148V149H244ZM4 149V150H3ZM25 149V150H24ZM31 149V150H30ZM71 149V150H70ZM106 149V150H105ZM120 149V151H119ZM224 149V150H222ZM236 149V150H235ZM109 150V151H108ZM32 151V153H31ZM111 151V152H110ZM223 151V152H222ZM226 151V153H225ZM4 152L6 154H4ZM16 152V153H15ZM67 152V153H66ZM94 152V153H93ZM126 154H124V153ZM130 152V153H129ZM233 152V153H232ZM238 152V153H237ZM45 153V154H44ZM129 153V155H128ZM224 153V154H223ZM25 154V155H24ZM98 154V155H97ZM239 154V155H238ZM68 155H73L72 157H68ZM225 155V156H222ZM119 156V157H118ZM125 156V157H124ZM116 157V158H115ZM230 157V160H233L232 163L228 159ZM235 157V159H234ZM44 158V159H43ZM118 158V166L117 162L113 163ZM123 158V159H122ZM232 158V159H231ZM240 158V159H239ZM88 159V158H87ZM226 159V160H225ZM56 160V161H55ZM237 160V161H236ZM242 162H241V161ZM39 161V162H38ZM41 161V162H40ZM113 161V162H112ZM230 161V162H229ZM236 161V162H235ZM246 161V163H245ZM61 162V163H60ZM41 163V164H40ZM46 163V164H44ZM132 163V164H130ZM242 163V164H241ZM40 164V165H39ZM49 164V165H48ZM107 164V165H106ZM109 164V166H108ZM111 164V165H110ZM224 164V165H223ZM259 164V165H258ZM59 165V166H58ZM116 165V166H115ZM127 165V166H126ZM255 165V166H253ZM41 166V167H40ZM88 166L87 164L84 165V168ZM59 167V168H58ZM78 167V166H76ZM232 167V168H231ZM255 167V169H254ZM83 168V167H82ZM223 168V169H222ZM230 168V169H229ZM229 169V170H228ZM249 171H248V170ZM257 169V170H256ZM260 169V170H259ZM241 170V172H240ZM247 170V171H246ZM252 170L254 174H252ZM61 171V172H59ZM236 173H234V172ZM251 171V172H250ZM69 172V173H68ZM71 172V173H70ZM243 172V173H242ZM77 172L67 170L64 174H66L68 177L73 176ZM217 173V174H216ZM240 173V174H239ZM248 173V175L246 174ZM264 173V172H263ZM218 172H215L216 176H220ZM237 174V175H236ZM239 174V175H238ZM257 174V175H256ZM213 175V176H212ZM214 173H207V176L212 179L215 177ZM231 175V176H230ZM236 175V176H233ZM241 175V176H240ZM54 176V177H53ZM239 178H238V177ZM246 176V177H245ZM249 178H248V177ZM258 176V177H257ZM260 176V177H259ZM229 177V178H228ZM234 177V178H231ZM251 177V178H250ZM36 180H35V179ZM242 180H241V179ZM250 180H246V179ZM257 178V179H256ZM245 179V180H244ZM227 180V181H226ZM252 180V182H251ZM231 181H234L231 182ZM246 181V185L244 182ZM255 181V182H254ZM35 182V183H33ZM237 182V183H236ZM239 182L241 183L239 186ZM260 182V183H259ZM263 182V183H262ZM233 185H232V184ZM230 184V185H229ZM249 184V185H248ZM251 184V185H250ZM255 184V185H254ZM253 185V186H252ZM257 185V187H255ZM263 185V186H262ZM32 186V187H31ZM227 187V188H226ZM230 187V188H229ZM233 187V188H232ZM237 187V189H236ZM254 187V188H252ZM219 188V189H218ZM214 189V191H213ZM229 189V190H228ZM256 190V192L254 191ZM77 188H73L70 191H67L65 193L66 198H70L74 192H76ZM239 190V191H238ZM246 190V193H245ZM250 190V191H249ZM72 191V192H71ZM210 191V192H209ZM225 191L227 193H225ZM253 191V192H252ZM259 191V192H258ZM262 191V192H260ZM219 192L221 194H219ZM230 192V193H229ZM238 192V193H237ZM258 192V193H257ZM217 193V194H216ZM71 194V195H70ZM228 194V195H226ZM253 194V195H252ZM208 195V196H207ZM222 195V196H221ZM225 195V196H224ZM237 195V196H236ZM263 195V196H262ZM236 196V197H235ZM245 196V198H244ZM50 197V198H48ZM208 197V199H206ZM227 197V198H226ZM233 197V198H232ZM236 199H235V198ZM255 197V198H254ZM217 198V199H216ZM222 198V199H221ZM45 199V200H44ZM58 195H52V196H44L40 199H34V207H43L47 205L48 201H52L54 205H58L61 200H59ZM244 199H249L251 202H247L246 204L242 201ZM260 199V200H259ZM229 200V201H228ZM233 200V201H231ZM240 200V202H239ZM253 200V201H252ZM220 202V203H213V202ZM258 203H257V202ZM14 202H17L15 200ZM227 202V203H226ZM256 202V203H254ZM43 203V204H42ZM45 203V204H44ZM205 203V202H204ZM214 205H213V204ZM245 204V205H244ZM254 204V205H253ZM259 204V206H258ZM224 205V206H223ZM2 203L0 204V223L3 224H10L17 220L19 217V212H14L10 214L7 209L4 207ZM232 207V206H231ZM6 211V212H5ZM15 214V215H14ZM18 215V216H17ZM255 215V213H254ZM258 215V221L254 222L249 225L250 231L256 232V233H262L264 235V211L262 213L256 214ZM11 216V217H10ZM260 216V217H259ZM249 219H253L251 215H249ZM262 218V220H261ZM3 220V221H2ZM261 221V222H260ZM241 222V221H240ZM239 222V223H240ZM261 223V224H260ZM242 225V223H240ZM260 225V226H259ZM252 227V228H251ZM26 229V230H25ZM261 229V230H260ZM261 232H260V231ZM36 231L35 229H32L31 227H25L23 231L21 232L23 235L30 234L31 232ZM262 243V247L264 246V241L260 240ZM246 253H243V262L248 261V257H251L253 260H256V258L252 257L251 255H248Z\"/></svg>",
	"mask_w": 264,
	"mask_h": 264
},
{
	"label": "bare ground",
	"instance_id": "2",
	"mask_svg": "<svg viewBox=\"0 0 264 264\" xmlns=\"http://www.w3.org/2000/svg\"><path fill=\"white\" fill-rule=\"evenodd\" d=\"M9 1V0H8ZM31 1V0H30ZM37 1V0H36ZM41 1V0H40ZM39 1V2H40ZM67 1V0H66ZM69 1V0H68ZM73 1V0H71ZM77 1V0H76ZM95 1V0H93ZM98 1V0H97ZM108 1V0H107ZM118 1V0H117ZM124 1V0H122ZM137 1V0H136ZM142 1V0H140ZM146 1V0H145ZM151 1V0H149ZM163 1V0H162ZM202 4L205 5L202 8H198L197 6H189V0H164L163 6L161 9L167 10L165 13L164 10H160L156 12V15L150 14L149 10L145 9H138V10H131V14L133 18L139 17V19H143L147 15L150 16V22L152 21V16L154 17L153 24L157 27L163 23L164 19L169 17V14L175 16H186L189 14L191 17L197 18V22L200 21V25H208L212 28L217 29H229L232 30L233 28H242V30L250 29L252 27V23L248 25V20L246 17L247 7L245 6V2L242 4L241 0H230L229 5H219L216 3L217 1L211 0H201ZM200 1V2H201ZM245 1V0H244ZM252 1V0H251ZM256 1V0H255ZM259 0H257L258 2ZM43 2V1H42ZM46 2V0H45ZM50 2V0H49ZM55 2V1H54ZM70 2V1H69ZM84 2V1H83ZM85 2H87L85 0ZM92 2V1H91ZM104 2V1H103ZM110 2V1H109ZM114 2V1H113ZM125 2V1H124ZM132 2V1H127ZM152 2V1H151ZM193 2V1H192ZM247 2V1H246ZM254 2V1H253ZM251 2V4L253 3ZM256 4L258 5V3ZM260 3L262 1H259ZM264 2V1H263ZM37 3V2H36ZM44 3V2H43ZM41 3V4H43ZM51 3V2H50ZM53 3V2H52ZM65 2L63 1L62 4ZM71 3V2H70ZM79 3V2H78ZM82 3V1L80 2ZM79 3V4H80ZM90 3V2H89ZM93 3V2H92ZM96 3V1L94 2ZM93 3V5H94ZM99 3V2H98ZM102 3V2H101ZM199 3V2H198ZM32 4H35L34 1ZM105 4V3H104ZM103 4V5H104ZM108 4V2H107ZM112 4V3H111ZM116 4V2H115ZM114 4V5H115ZM121 4V3H120ZM149 4V3H148ZM11 5V4H9ZM40 5V4H38ZM47 5V2L45 3ZM50 5V4H48ZM72 5V4H71ZM99 5V4H98ZM97 7L95 8H98ZM106 5V4H105ZM113 5V4H112ZM123 5V4H122ZM120 5V6H122ZM125 5V3H124ZM123 5V7H124ZM130 5V4H129ZM135 5V4H134ZM139 5V4H138ZM37 6V4H35ZM43 6V5H40ZM63 6V5H62ZM65 6V4H64ZM67 6V5H66ZM73 6V5H72ZM75 6V5H74ZM76 6H78L76 4ZM85 6V5H84ZM83 6V8H84ZM89 6V5H88ZM96 6V4L94 5ZM93 6V7H94ZM126 6V5H125ZM131 6V5H130ZM133 6V5H132ZM137 6V4H136ZM15 7V6H14ZM34 7V6H32ZM30 7V8H32ZM39 7V6H38ZM36 8L38 10L39 8ZM47 7V6H46ZM110 7V6H108ZM13 8V7H12ZM29 8V9H30ZM42 8V7H41ZM53 7H49V9ZM56 8V7H55ZM63 10L64 7H62ZM68 8V6H67ZM75 8V7H74ZM82 8V9H83ZM90 9V7H87ZM101 8V6H100ZM106 8V7H105ZM104 8V9H105ZM127 7H125L126 9ZM10 9V8H9ZM35 9V8H34ZM59 9V8H58ZM88 9V10H89ZM116 9V8H115ZM120 9V8H119ZM122 9V8H121ZM120 9V10H121ZM3 10V8H2ZM18 10V9H17ZM31 10V9H30ZM61 10V9H60ZM67 10V9H66ZM76 10V9H75ZM87 10V9H86ZM100 10V9H99ZM98 10V11H99ZM118 10V9H117ZM128 10V9H127ZM157 10V9H156ZM1 11V9H0ZM5 11V10H4ZM11 11V10H10ZM14 11V10H12ZM20 11V9H19ZM27 11V10H26ZM39 11V10H38ZM41 11H43L41 9ZM47 11V10H46ZM49 11V10H48ZM78 11V10H76ZM85 11V10H84ZM9 12V11H8ZM15 12V11H14ZM21 12V11H20ZM19 12V13H20ZM23 12V11H22ZM29 12V10H28ZM33 12V11H31ZM53 12V11H52ZM56 11H54L55 13ZM59 12V11H58ZM69 12V9H68ZM80 12V11H78ZM86 12V11H85ZM89 12V11H88ZM95 12V11H94ZM111 12V11H109ZM121 12V11H120ZM130 12V11H128ZM5 13H7L5 11ZM4 13V14H5ZM34 13V12H33ZM36 13V12H35ZM38 13V12H37ZM41 13V12H40ZM84 13V12H83ZM92 13V12H91ZM99 13V12H98ZM97 13V14H98ZM104 13V12H103ZM117 14V12L115 11ZM124 13V11H123ZM12 14V13H11ZM28 14V13H27ZM32 14V13H30ZM48 14V13H47ZM50 14V13H49ZM48 14V15H49ZM57 14V13H56ZM62 14L63 12L59 13ZM72 14V13H71ZM81 14V13H80ZM108 14V12H107ZM110 14V13H109ZM115 14V15H116ZM129 14V13H128ZM130 14V15H131ZM16 15V14H15ZM18 15V14H17ZM36 15V14H35ZM85 15V14H84ZM101 16V12L99 14ZM98 15V16H99ZM106 15V14H105ZM111 15V14H110ZM114 15V16H115ZM2 16V15H1ZM8 16V15H7ZM5 16V17H7ZM12 16V15H11ZM26 15H24L25 17ZM41 17V14L39 15ZM51 16V14H50ZM48 16V17H50ZM73 16V15H72ZM82 16V15H81ZM89 16V15H88ZM107 16V15H106ZM105 16V17H106ZM174 16V18H175ZM188 16V15H187ZM188 16V17H189ZM16 17V16H14ZM38 17V16H37ZM47 17V16H45ZM54 17V16H53ZM79 17V16H78ZM110 17V16H109ZM112 17V16H111ZM125 17V16H123ZM131 17V16H130ZM13 18V17H12ZM17 18V17H16ZM29 18V17H28ZM30 18H32L30 16ZM52 18V16H51ZM50 18V20H51ZM60 18V17H59ZM73 18H75L73 16ZM83 18V16H82ZM87 18V17H86ZM177 18V17H176ZM185 18V17H184ZM194 18V19H195ZM6 18H4L5 20ZM19 19V18H17ZM24 19V18H23ZM34 19V18H33ZM39 19V18H38ZM61 19V18H60ZM80 19V18H79ZM84 19V18H83ZM88 19V18H87ZM93 19V17H92ZM102 19V18H101ZM120 19V18H119ZM122 19V18H121ZM120 19V22H121ZM131 19V18H130ZM129 19V20H130ZM172 19V18H171ZM181 19V18H180ZM253 19V17H252ZM3 20V19H1ZM10 20V19H9ZM28 20V19H27ZM26 20V21H27ZM30 20V19H29ZM35 20V19H34ZM47 21L49 19H46ZM45 20V22H47ZM65 20V19H64ZM68 20V19H67ZM74 20V19H73ZM89 20V19H88ZM110 20V18H109ZM112 20V19H111ZM110 20V21H111ZM116 20V19H115ZM123 20V19H122ZM127 20V18H126ZM138 20V19H137ZM6 21V20H5ZM14 21V20H12ZM18 21V20H17ZM16 21V22H17ZM25 21V22H26ZM38 21V20H37ZM40 20L39 22H41ZM92 21V20H91ZM94 21V20H93ZM99 21V19H98ZM167 21V20H166ZM174 21V19H173ZM189 21V20H188ZM191 21V20H190ZM194 21V20H193ZM192 21V22H193ZM9 22V21H8ZM15 22V21H14ZM13 22V23H14ZM15 22V23H16ZM29 24V21H27ZM26 22V23H27ZM32 22V21H31ZM30 22V23H31ZM38 22V23H39ZM49 22V21H48ZM51 22V21H50ZM49 22V23H50ZM76 22V21H75ZM74 22V23H75ZM82 22V21H81ZM129 22V21H128ZM138 22V21H137ZM143 22V21H142ZM183 22V21H182ZM12 23V22H11ZM14 23V24H15ZM19 23L23 24L19 21ZM18 23V24H19ZM25 23V24H26ZM44 23V22H43ZM79 22H77L78 25ZM84 23V22H83ZM93 23V22H91ZM125 23V22H124ZM144 23V22H143ZM142 23V24H143ZM6 26L7 21H6ZM24 24V25H25ZM35 24V23H34ZM37 24V23H36ZM45 24V23H44ZM73 24V23H72ZM95 24V23H93ZM106 24V23H105ZM114 24V23H113ZM120 24V23H119ZM128 24V23H127ZM130 24V23H129ZM140 24V23H139ZM148 24V23H145ZM145 24H143L145 26ZM176 24V23H175ZM4 25V24H3ZM3 25H0L4 27ZM10 25V24H9ZM27 25V24H26ZM42 25V23L40 24ZM59 25V24H58ZM75 25V24H74ZM83 26V24H81ZM89 25V24H88ZM107 25V24H106ZM112 25V24H111ZM134 25V24H132ZM131 25V26H132ZM149 25V24H148ZM190 25V24H188ZM11 26V25H10ZM17 25H15L16 27ZM22 26V25H21ZM20 26V27H21ZM47 26V24H46ZM80 26V25H79ZM126 26V25H125ZM124 26V27H125ZM141 26V25H139ZM138 26V27H139ZM154 26V27H155ZM170 26V25H169ZM168 26V27H169ZM194 26V25H193ZM9 27V26H8ZM12 27V26H11ZM19 27V26H18ZM17 27V28H18ZM24 27V26H22ZM29 27V26H28ZM27 27V28H28ZM70 27V26H69ZM73 27V26H72ZM76 27V26H75ZM112 27V26H111ZM120 27V26H119ZM123 27V26H122ZM136 28V25L134 26ZM146 27V26H145ZM167 27V26H166ZM180 27V25H179ZM218 27V28H217ZM14 28V27H13ZM33 28V27H32ZM41 28V27H40ZM49 28V27H47ZM58 28V27H57ZM60 28V27H59ZM57 29L60 30V29ZM121 28V27H120ZM132 28V27H131ZM142 28V27H141ZM163 28V26H162ZM178 28V27H177ZM188 28V27H187ZM204 28V27H203ZM12 29V28H9ZM45 29V28H44ZM50 29V28H49ZM55 29V28H54ZM63 30V28H61ZM123 29V28H121ZM148 29V28H147ZM154 29V28H152ZM169 29V28H168ZM189 29V28H188ZM205 29V28H204ZM5 30V29H4ZM18 30V29H17ZM31 30V29H30ZM67 30V29H66ZM71 30V29H70ZM75 30V29H73ZM88 30V28H87ZM105 30V29H104ZM110 30V29H109ZM138 30V29H137ZM136 30V31H137ZM157 30V28H156ZM236 30V29H235ZM4 32L3 30H1ZM16 31V30H15ZM20 31V30H18ZM29 31V30H28ZM27 31V32H28ZM33 31V30H32ZM36 31V30H35ZM49 31V30H48ZM55 31V32H57ZM64 31V30H63ZM92 31V30H91ZM96 31V30H94ZM125 33L123 30H121ZM132 32V30H130ZM129 31V33H130ZM147 31V30H146ZM177 30H175L176 32ZM183 31V30H181ZM192 31V30H191ZM214 31V30H213ZM237 31V30H236ZM255 31V30H254ZM259 31V29H258ZM262 31V30H261ZM1 32V33H2ZM13 32V31H12ZM26 32V31H25ZM24 32V33H25ZM34 32V31H33ZM38 32V30H37ZM44 32V31H43ZM59 32V31H58ZM68 32V31H67ZM97 32V31H96ZM135 32V30H134ZM160 32V31H159ZM173 32V31H171ZM170 32V33H171ZM178 32V31H177ZM180 32V31H179ZM185 32V31H184ZM187 32V31H186ZM216 32V31H215ZM244 32V31H243ZM251 32V31H250ZM260 32V31H259ZM11 33V32H10ZM9 33V34H10ZM14 33V32H13ZM12 33V34H13ZM40 33V32H39ZM38 33V34H39ZM45 33V32H44ZM52 33V32H51ZM51 33L49 35H51ZM64 33H66L64 31ZM70 33V32H69ZM90 33V32H89ZM100 33V32H99ZM109 33V32H108ZM127 33V32H126ZM158 33V32H157ZM166 33V32H165ZM199 33V32H198ZM207 33V32H206ZM213 33V32H212ZM218 33V32H217ZM221 33V32H220ZM224 33V32H223ZM228 34V32H226ZM225 33V34H226ZM233 33V32H232ZM235 33V32H234ZM8 34V33H7ZM18 34V32H17ZM41 34V33H40ZM47 34V33H45ZM60 34V33H59ZM74 34V33H73ZM91 34V33H90ZM131 34V33H130ZM141 34L142 36L146 34ZM163 34V33H160ZM209 34V33H207ZM226 34V36H227ZM231 34V33H230ZM237 34V33H236ZM235 34V35H236ZM21 35V34H20ZM19 35V36H20ZM37 35V33H36ZM43 35V34H42ZM61 35V34H60ZM59 35V37H61ZM71 35V34H70ZM101 35V33H100ZM119 35V34H118ZM132 35V34H131ZM171 35V34H170ZM173 35V34H172ZM176 35V34H175ZM174 35V36H175ZM179 35V34H178ZM182 36V34H180ZM212 35V34H211ZM234 35V34H233ZM239 35V34H238ZM2 36H5L2 35ZM7 36V35H6ZM12 36V35H11ZM16 36V35H15ZM13 36V37H15ZM18 36V37H19ZM47 36V35H46ZM44 35V37H46ZM53 36V35H51ZM65 36V35H64ZM120 36V35H119ZM123 36V35H122ZM141 36V37H142ZM177 36V35H176ZM185 36V35H183ZM191 36V35H189ZM217 36V35H216ZM219 36V35H218ZM225 35L222 37L224 38ZM229 36H232L229 35ZM39 37V36H38ZM37 37V39H38ZM49 38V36H47ZM79 37V36H78ZM94 37V36H93ZM107 37V35H106ZM109 37V36H108ZM118 37V36H117ZM160 37V36H159ZM162 37V36H161ZM160 37V38H161ZM169 37V36H168ZM173 37V36H172ZM171 37V38H172ZM187 37V36H186ZM212 37V36H211ZM237 37V36H236ZM244 37V36H243ZM25 38V37H24ZM42 38V37H40ZM39 38V40H40ZM51 38V37H50ZM63 38V37H61ZM80 38V37H79ZM89 38V37H88ZM122 38V37H121ZM121 38L120 41L122 40ZM139 38V37H137ZM180 38V37H179ZM189 38V37H188ZM193 38V37H192ZM197 38V37H195ZM217 38V37H216ZM242 38V36H241ZM240 38V39H241ZM35 40L34 38H32ZM68 39V38H67ZM90 39V38H89ZM104 39V38H103ZM125 38H123L124 40ZM150 39V38H149ZM156 39V38H155ZM154 39V40H155ZM212 39V38H211ZM234 38H232L233 40ZM251 39V37H250ZM1 40V39H0ZM6 40V38H5ZM25 41V39H23ZM69 40V39H68ZM71 40V39H70ZM74 40V39H73ZM79 40V39H78ZM82 40V39H81ZM95 40V39H94ZM114 40V39H113ZM163 40V39H162ZM165 40V39H164ZM163 40V41H164ZM176 40V39H174ZM221 40V39H220ZM225 40V39H223ZM222 40V42H223ZM231 40V39H230ZM231 40V43H232ZM248 40V39H246ZM11 41H13L11 39ZM30 41V39H29ZM41 41V40H40ZM49 41V40H47ZM60 41V40H59ZM130 41V40H129ZM151 41V40H150ZM149 41V43H150ZM156 41H158L156 39ZM179 43V40H177ZM181 41V40H180ZM218 41V40H217ZM229 41V40H228ZM6 42V41H5ZM8 42V41H7ZM55 42V41H54ZM65 42V41H64ZM71 42H73L71 40ZM96 42V40H95ZM115 42V41H114ZM135 42V40H134ZM140 42V41H139ZM142 42V40H141ZM140 42V43H141ZM166 42V41H165ZM175 42V41H174ZM173 42V43H174ZM185 42V41H184ZM230 42V41H229ZM237 42V41H236ZM243 42V41H241ZM4 42H1V44ZM27 43V42H26ZM30 43V42H29ZM76 43V42H75ZM79 43V42H78ZM83 43V42H80ZM89 43V42H88ZM94 43V42H93ZM101 43V40H100ZM123 43V42H122ZM127 43V42H125ZM148 43V42H146ZM148 43V44H149ZM169 43V42H166ZM186 43V42H185ZM192 43V42H191ZM238 43V42H237ZM248 43V42H247ZM255 43V42H254ZM5 44V43H4ZM3 44V45H4ZM9 44V43H8ZM36 44V43H35ZM49 44V43H47ZM53 44V43H52ZM61 44V42H60ZM73 43H71L72 45ZM86 44V43H85ZM97 44V43H95ZM93 44V45H95ZM116 44V43H115ZM124 44V43H123ZM122 44V45H123ZM129 44V42H128ZM127 44V45H128ZM132 44V43H131ZM130 44V45H131ZM151 44V43H150ZM156 44V42H155ZM202 44V43H201ZM227 44V42L225 43ZM224 44V45H225ZM239 44V43H238ZM258 44V43H257ZM264 44V42H263ZM6 45V44H5ZM14 45V44H12ZM42 45V44H41ZM44 45V43H43ZM59 45V44H58ZM62 45V44H61ZM92 44L89 43V46ZM98 45V44H97ZM103 45V44H102ZM105 45V43H104ZM103 45V46H104ZM113 45V44H112ZM164 45V44H163ZM179 45V44H178ZM204 45V44H202ZM229 45V43H228ZM235 45V44H233ZM232 45V46H233ZM240 45V44H239ZM238 45V46H239ZM249 45V44H248ZM255 45V44H254ZM2 46V45H1ZM35 46V45H34ZM52 46V45H51ZM65 46V45H64ZM86 46V45H84ZM83 46V47H84ZM88 46V44H87ZM96 46V45H95ZM107 46V45H106ZM143 46V45H142ZM165 46V45H164ZM181 46V45H179ZM189 46V45H188ZM15 47V46H13ZM46 47V46H45ZM50 47V46H49ZM56 47V46H55ZM63 47V46H62ZM61 47V48H62ZM70 47V46H69ZM98 51L100 45L97 46ZM111 47V46H110ZM114 47V46H113ZM128 47V46H127ZM131 47V46H129ZM134 47V46H132ZM138 47V46H137ZM149 47V46H148ZM151 47V46H150ZM149 47V48H150ZM197 48V46H195ZM203 47V46H202ZM226 47V46H225ZM243 47V46H241ZM245 47V46H244ZM252 47V46H251ZM256 47V45H255ZM259 47V46H257ZM257 47L255 49H257ZM5 48V47H4ZM9 48V47H7ZM57 48V47H56ZM65 48V47H64ZM67 48V47H66ZM95 48V47H94ZM103 48V47H102ZM106 47H104L105 49ZM143 48V47H142ZM141 48V49H142ZM181 48V47H180ZM223 48V47H222ZM227 48V47H226ZM250 48V47H249ZM254 48V47H253ZM2 49V48H1ZM6 49V48H5ZM21 49V48H20ZM43 49V48H42ZM45 49V48H44ZM63 49V48H62ZM71 49V48H70ZM73 49V48H72ZM77 49V48H76ZM89 49V48H88ZM87 49V52H88ZM91 48V52H92ZM109 49V48H108ZM124 49V47H123ZM134 49V48H133ZM138 49V48H137ZM145 49V48H144ZM153 49V48H150ZM156 49V48H155ZM158 49V47H157ZM168 49V48H166ZM173 49V48H172ZM177 49V48H176ZM198 49V48H197ZM196 49V50H197ZM217 49V48H216ZM238 49V48H237ZM235 49V50H237ZM259 49V48H258ZM7 50V49H6ZM40 50V49H39ZM53 50V49H52ZM81 50V49H80ZM86 50V47H85ZM84 50V51H85ZM101 50V49H100ZM128 50V49H127ZM139 50V49H138ZM190 50V48H189ZM215 50V48H214ZM219 50V49H218ZM221 50V49H220ZM233 50V49H232ZM241 50V49H240ZM3 51V50H2ZM47 52V50H45ZM76 51V50H75ZM74 51V52H75ZM136 51V50H135ZM145 51V50H144ZM152 51V50H151ZM155 51V50H154ZM159 51V50H158ZM223 51V50H222ZM228 51V49H227ZM238 51V50H237ZM248 51V50H247ZM252 51V50H251ZM4 52V51H3ZM38 52V51H37ZM35 52V54L37 53ZM45 52V54H47ZM51 53L50 51H48ZM59 52V50H58ZM82 52V51H81ZM90 52V51H89ZM101 52V51H99ZM121 52V51H120ZM131 52V51H129ZM139 52V51H138ZM157 52V51H155ZM174 52V51H173ZM183 52V51H182ZM187 52V51H186ZM196 52V51H195ZM211 52V50H210ZM218 52V51H217ZM226 52V51H225ZM232 52V51H231ZM241 52V51H240ZM249 52V51H248ZM14 53V51H13ZM25 53V52H24ZM31 53V52H30ZM42 53V52H41ZM44 53V51H43ZM64 53H66L64 51ZM73 53V52H72ZM79 53V52H78ZM76 53V54H78ZM97 53V52H95ZM104 53V52H103ZM119 53V52H118ZM117 53V54H118ZM135 53V52H134ZM143 53V52H141ZM147 53V52H146ZM149 53V52H148ZM153 53V52H152ZM158 53V52H157ZM164 53V52H163ZM169 53V52H168ZM181 53V52H180ZM178 53V54H180ZM194 53V52H193ZM200 53V52H199ZM208 53V52H207ZM230 53V52H229ZM239 53V52H238ZM255 53V52H254ZM7 54V53H6ZM21 54V53H20ZM27 54V53H26ZM68 54V53H67ZM83 54V53H82ZM94 54V53H93ZM100 54V53H99ZM113 54V53H112ZM116 54V53H115ZM124 55H126L124 49ZM132 54V53H131ZM137 54V53H136ZM134 54L135 56L139 54ZM144 54V53H143ZM151 54V52H150ZM166 54V53H165ZM225 54V53H224ZM231 54V53H230ZM243 54V53H242ZM247 54V53H246ZM251 54V53H250ZM257 54V53H255ZM5 55V54H4ZM31 55V54H30ZM37 55V54H36ZM48 55V54H47ZM60 56V54L57 53ZM71 56V54H69ZM67 55V56H69ZM84 55V54H83ZM87 55V54H85ZM104 55V54H103ZM122 55V54H121ZM152 55V54H151ZM167 55V54H166ZM188 55V54H186ZM195 55V54H194ZM206 55V54H205ZM223 55V54H222ZM235 55V54H234ZM252 55V54H251ZM262 55V54H261ZM9 56V55H8ZM13 56V54H12ZM33 56V55H32ZM44 56V55H41ZM52 56V55H51ZM73 56V55H72ZM99 56V55H97ZM106 56V55H105ZM109 56V55H108ZM112 56V55H111ZM133 56V55H132ZM164 56V55H163ZM181 55H178V57ZM183 56V55H182ZM189 56V55H188ZM227 56V55H225ZM230 56V55H229ZM240 56V55H239ZM243 56V55H242ZM253 56V55H252ZM4 57V56H3ZM29 57V56H28ZM34 57V56H33ZM38 57V55H37ZM53 57V56H52ZM55 57V56H54ZM64 57V56H63ZM76 57V55H75ZM78 57V56H77ZM86 57V56H85ZM115 57V56H114ZM118 58V56L116 55ZM125 57V56H124ZM131 57V56H130ZM142 57V56H141ZM144 57V56H143ZM146 57V56H145ZM151 57V56H150ZM166 57V56H165ZM171 57V55H170ZM185 57V56H184ZM183 57V59H184ZM203 57V56H202ZM228 57V56H227ZM233 57V55H232ZM230 57V58H232ZM235 57V56H234ZM245 55L243 56V58ZM41 58V57H40ZM45 58V57H44ZM65 58V57H64ZM116 58V59H117ZM137 58V57H136ZM157 58V57H156ZM164 58V57H163ZM160 58V59H163ZM180 58V57H179ZM187 58V57H186ZM192 58V57H189ZM225 58V57H223ZM229 58V57H228ZM227 58V59H228ZM255 58V56H254ZM262 58V57H261ZM5 59V58H4ZM11 59V58H10ZM36 59V58H35ZM57 59V58H56ZM82 58V55L80 57ZM88 59V58H87ZM99 59V58H98ZM129 59V58H126ZM132 59V58H131ZM138 59V58H137ZM142 59V58H141ZM147 59V58H145ZM159 59V60H160ZM170 59V58H169ZM197 59V58H196ZM202 59V58H201ZM216 59V57H215ZM214 59V60H215ZM238 59V57H237ZM246 59V58H245ZM257 59V58H256ZM255 59V60H256ZM263 59V58H262ZM6 60V59H5ZM3 60V61H5ZM22 60V59H21ZM38 60V59H37ZM41 60V59H40ZM62 60V59H59ZM58 60V61H59ZM71 59H69L70 61ZM84 60V59H83ZM143 60V59H142ZM171 60V59H170ZM178 60V58H177ZM182 60V59H181ZM195 60V59H194ZM210 60V59H209ZM208 60V61H209ZM231 59L230 61H232ZM240 60V59H239ZM261 60V59H260ZM13 61V60H12ZM20 61V60H19ZM18 61V62H19ZM30 61V60H29ZM73 61V59H72ZM75 61V60H74ZM118 61V60H117ZM121 60H119L120 62ZM123 61V60H122ZM128 61V60H127ZM134 61V60H133ZM132 61V62H133ZM145 60L144 63H146ZM158 61V60H157ZM183 61V60H182ZM191 61V59H190ZM202 61V60H201ZM217 61V60H216ZM222 61V60H221ZM219 61V62H221ZM226 61V60H225ZM7 62V61H6ZM10 62V61H9ZM8 62V63H9ZM31 62V61H30ZM33 62V60H32ZM31 62V63H32ZM39 62V61H37ZM47 62V60H46ZM49 62V61H48ZM71 62V61H70ZM69 62V63H70ZM85 61H83L84 63ZM106 62V61H104ZM109 62V61H108ZM112 62V61H111ZM116 62V61H115ZM114 62V63H115ZM135 62V61H134ZM165 62V59H164ZM176 62V61H175ZM179 62V60H178ZM218 62V63H219ZM227 62V61H226ZM238 62V61H237ZM235 62L234 64L236 65ZM264 61H262L263 63ZM12 63V62H11ZM22 63V62H21ZM26 63V62H25ZM41 63V62H40ZM52 63V62H50ZM78 63V62H77ZM123 63V62H122ZM121 63V65H122ZM142 63L141 65H143ZM154 63V62H153ZM160 63V62H159ZM173 63V62H172ZM180 63V62H179ZM189 63V62H188ZM187 63V64H188ZM191 63V62H190ZM189 63V64H190ZM198 63V61H197ZM206 63V62H205ZM209 63V62H208ZM223 63V62H222ZM248 63V62H247ZM261 63V61H260ZM6 64V63H4ZM54 64V63H53ZM57 64V63H56ZM55 64V66H56ZM108 64V63H107ZM106 64V65H107ZM116 64V63H115ZM132 64V63H131ZM147 64V63H146ZM157 64V62H156ZM165 64H167L165 62ZM183 64V63H182ZM211 64V63H210ZM227 64V63H226ZM233 64V63H232ZM243 64V63H242ZM15 65H17L15 63ZM23 65V64H22ZM36 65V63H35ZM38 65V64H37ZM48 65V64H47ZM59 65V64H58ZM66 65V64H65ZM75 65V62H74ZM82 64H80L81 66ZM94 65V62H93ZM103 65V64H102ZM114 65V64H113ZM120 65V67H121ZM124 65V64H123ZM133 65V64H132ZM140 65V64H139ZM140 65V66H141ZM151 65V63L149 64ZM161 65V64H160ZM175 63L173 64V66ZM186 65V63H185ZM192 65V64H190ZM189 65V66H190ZM209 65V64H208ZM207 65V66H208ZM234 65V66H235ZM251 65H253L251 63ZM264 65V64H263ZM7 66V65H6ZM9 66V65H8ZM76 66V65H75ZM78 66V65H77ZM91 66V65H90ZM101 66V65H100ZM108 66V65H107ZM106 66V67H107ZM137 66V65H135ZM148 66V65H147ZM158 66V65H157ZM169 66V65H168ZM181 66V65H180ZM179 66V67H180ZM195 66V65H194ZM211 66V65H209ZM229 66V64H228ZM232 66V65H231ZM257 66V65H256ZM261 66V65H260ZM2 67V66H1ZM16 67V66H15ZM32 67V66H31ZM40 67V65H39ZM42 67V66H41ZM54 67V66H53ZM83 67V66H81ZM89 67V66H88ZM104 67V66H103ZM114 67V66H113ZM123 67V66H122ZM130 67V66H129ZM145 67V66H144ZM150 67V66H149ZM152 67V66H151ZM156 67L155 65L152 69ZM161 67V66H160ZM178 67V68H179ZM184 67V66H183ZM191 67V66H190ZM221 67V66H219ZM218 67V68H219ZM236 67V66H235ZM234 67V68H235ZM240 67V66H237ZM9 68V67H8ZM12 68V67H10ZM22 68V66H21ZM25 68V67H24ZM45 68V67H44ZM47 68V67H46ZM52 68V66H51ZM84 68V67H83ZM93 68V66H92ZM146 68V67H145ZM167 68V67H166ZM182 68V66L180 67ZM189 68V67H188ZM193 68V67H192ZM209 68V67H208ZM226 68V67H225ZM252 68V67H250ZM256 68V67H255ZM253 68V69H255ZM258 68V67H257ZM2 69V68H1ZM5 69V67H4ZM39 69V68H38ZM54 69V68H53ZM52 69V70H53ZM57 69V68H56ZM66 69V68H65ZM71 69V68H70ZM118 69V68H115ZM139 69V68H137ZM155 69V68H154ZM194 69V68H193ZM192 69V70H193ZM240 69V68H239ZM253 69L251 71H253ZM264 69V68H263ZM6 70V69H5ZM25 70V69H24ZM23 70V71H24ZM29 70V69H28ZM33 70V68H32ZM46 70V69H45ZM68 70V69H67ZM73 70V68H72ZM88 70V69H87ZM94 69H92L93 71ZM100 70V68H99ZM99 70H97L99 72ZM108 70V69H107ZM106 70V71H107ZM124 70V69H123ZM127 70V69H126ZM141 70V69H139ZM145 72V70L142 68ZM141 70V71H142ZM156 70V69H155ZM166 70V69H164ZM187 70V69H186ZM200 70V69H199ZM219 70V69H218ZM226 70V69H224ZM243 70V69H242ZM256 70V69H255ZM262 70V69H261ZM260 70V71H261ZM8 71V70H7ZM11 71V70H10ZM50 71V70H49ZM74 71V70H73ZM85 71V70H84ZM112 71V70H111ZM121 71V69H120ZM140 71V74H141ZM149 71L150 68H149ZM158 71V70H157ZM163 71V70H162ZM179 71V70H178ZM229 70H227L228 73ZM234 71V70H233ZM232 71V73H233ZM245 71V70H244ZM247 71V70H246ZM17 72V71H16ZM40 72V71H39ZM54 72V71H52ZM64 72V71H63ZM91 72V68L90 71ZM95 72V71H93ZM96 72V74H98ZM101 72V71H100ZM104 72V71H103ZM107 71L106 73H108ZM113 72V71H112ZM129 72V71H128ZM133 72V71H132ZM135 72V70H134ZM143 72V73H144ZM180 72V71H179ZM186 72V71H185ZM210 72V71H209ZM214 72V71H213ZM231 72V71H230ZM229 72V73H230ZM242 73L241 71H239ZM248 72V71H247ZM263 72V70H262ZM260 72V74L262 73ZM26 73V71H25ZM43 73V72H42ZM62 73V71H61ZM67 72L65 71V74ZM86 73V72H85ZM88 73V72H87ZM102 73V72H101ZM111 73V72H109ZM114 75L117 73L113 72ZM120 73V72H119ZM131 73V72H130ZM129 73V74H130ZM146 73V72H145ZM159 73V72H158ZM165 74V72H162ZM170 73V72H169ZM176 73V72H174ZM172 73V74H174ZM215 73V72H214ZM235 73V71H234ZM249 73V72H248ZM253 73V72H250ZM249 73V74H250ZM259 73V72H258ZM264 73V72H263ZM262 73V74H263ZM11 74V73H10ZM19 74V73H18ZM37 74V73H35ZM47 74V72H46ZM64 74V73H63ZM62 74V75H63ZM70 74V73H69ZM68 74V75H69ZM78 74V73H77ZM76 74V75H77ZM84 74V73H83ZM82 74V76H83ZM118 74V73H117ZM121 74V73H120ZM161 74V73H160ZM219 74H221L219 72ZM16 75V74H15ZM20 75V74H19ZM74 75V74H73ZM95 74H92V76ZM99 75V74H98ZM112 75V73H111ZM113 75V76H114ZM162 75V74H161ZM169 75V74H168ZM179 78H183V75L176 73ZM186 75V74H185ZM233 75V74H231ZM239 75V74H238ZM237 75V76H238ZM247 75V74H246ZM258 75V74H257ZM22 76V75H21ZM44 76V75H43ZM91 76V75H90ZM96 76V75H95ZM102 76V75H101ZM119 76V75H118ZM163 76V75H162ZM194 76V75H193ZM206 76V75H205ZM248 76V75H247ZM250 76V75H249ZM2 76L0 75V78ZM8 77V76H6ZM18 77V76H17ZM20 77V76H19ZM35 77V76H34ZM38 77V76H37ZM46 77V76H45ZM53 77V76H52ZM55 77V76H54ZM73 77V76H72ZM74 77H76L74 75ZM86 77V76H85ZM142 77V76H140ZM145 77V75H144ZM143 77V78H144ZM154 78V75H152ZM190 77V76H189ZM208 77V76H207ZM239 77V76H238ZM237 77V79H239ZM242 77V76H241ZM259 77V75H258ZM92 78V77H91ZM103 78V77H102ZM115 79V77H113ZM135 78V77H134ZM150 78V77H149ZM170 79V77H168ZM210 78V77H209ZM246 79L245 77H243ZM8 79V78H7ZM38 79V78H35ZM50 79V78H49ZM47 78V80H49ZM61 79V78H60ZM76 79V78H75ZM74 79V81H75ZM107 80V78H104ZM120 79V78H119ZM122 79V77H121ZM120 79V80H121ZM127 78H125L126 80ZM146 78H144L145 80ZM160 78H158L159 80ZM163 79V78H162ZM168 79V80H169ZM176 79V76H174ZM235 79V77H234ZM242 79V78H241ZM248 79V78H247ZM257 79V78H256ZM255 79V80H256ZM264 79V78H263ZM4 80V79H3ZM19 80V79H18ZM58 80V79H56ZM63 80V79H62ZM73 80V79H72ZM71 80V81H72ZM81 80V79H80ZM85 80V79H84ZM83 80V81H84ZM90 80V79H89ZM99 80V77H98ZM116 80V79H115ZM119 80V81H120ZM139 80V79H138ZM143 80V79H142ZM157 80V78H156ZM161 80V79H160ZM164 80V79H163ZM167 80V81H168ZM221 80V79H220ZM226 80V79H225ZM232 80V78H231ZM15 82V80H13ZM50 81V80H49ZM48 81V82H49ZM110 81V80H109ZM123 81V80H122ZM127 81V80H126ZM125 81V82H126ZM131 81V80H130ZM140 81V80H139ZM150 81V80H149ZM148 81V82H149ZM165 81V84L167 83ZM170 81V80H169ZM174 81V80H173ZM240 82H242L239 79ZM262 81V80H261ZM4 82V81H2ZM11 82V81H10ZM32 82V81H31ZM30 82V83H31ZM42 82V81H41ZM64 82V81H63ZM69 82V80H68ZM73 82V81H72ZM70 82V83H72ZM77 82V81H76ZM82 82V81H81ZM97 83V81H95ZM121 82V81H120ZM152 82V81H151ZM155 83V80L153 81ZM164 82V81H163ZM204 82V80H203ZM239 84L237 81H234ZM245 82V81H244ZM243 82V83H244ZM253 82V81H252ZM258 82V81H257ZM65 83V82H64ZM102 83V82H100ZM99 83V84H100ZM110 83V82H109ZM122 83V82H121ZM130 83V82H128ZM141 83V81H140ZM146 83V82H145ZM152 83V84H154ZM158 83V82H156ZM175 83V82H174ZM173 83V84H174ZM260 83V82H259ZM263 83V82H262ZM3 84V83H2ZM1 84V85H2ZM21 84V83H20ZM23 84V82H22ZM26 84V83H25ZM35 84V83H34ZM74 84V83H72ZM87 84V83H86ZM84 83V85H86ZM105 84V83H102ZM132 84V83H131ZM138 84V83H137ZM136 84V85H137ZM147 84V83H146ZM159 84V83H158ZM178 83L176 82V85ZM211 84V83H210ZM213 84V83H212ZM217 84V83H216ZM220 84V83H219ZM218 84V86H219ZM226 84V83H225ZM224 84V85H225ZM230 84V83H229ZM247 84V83H246ZM249 84V83H248ZM251 84V83H250ZM249 84V85H250ZM261 84V83H260ZM0 85V86H1ZM64 85V84H62ZM83 85V86H84ZM109 85V84H108ZM113 84H110V86ZM125 85V84H124ZM130 85V84H129ZM144 85V84H143ZM164 85V84H163ZM182 85V84H181ZM215 85V84H214ZM222 85V83H221ZM223 85V86H224ZM234 86V84H232ZM230 85V86H232ZM245 85V84H244ZM11 86V85H10ZM27 86V84H26ZM52 86V85H51ZM92 86V85H91ZM94 86V85H93ZM96 86V84H95ZM101 86V85H100ZM105 85L103 88H106ZM109 86V87H110ZM128 86V85H127ZM167 86V84H166ZM210 86V85H209ZM229 86V85H228ZM232 86V87H233ZM239 86V85H238ZM2 87V86H1ZM5 87H7L5 85ZM9 87V86H8ZM16 87V86H15ZM22 87V86H21ZM35 87V86H34ZM44 87V86H43ZM42 87V88H43ZM131 87V86H130ZM135 87V86H134ZM154 87V86H153ZM171 87V86H170ZM184 87V85L182 86ZM214 87V86H213ZM227 87V86H226ZM253 87V86H252ZM251 87V88H252ZM255 87V86H254ZM258 87V86H257ZM260 87V86H259ZM258 87V88H259ZM28 88V87H27ZM31 88V87H30ZM55 88V86H54ZM66 88V87H65ZM86 88V87H85ZM93 88V87H92ZM100 88V87H99ZM100 88V90H105ZM188 88V87H187ZM210 88V87H209ZM212 88V86H211ZM220 89V87H218ZM237 88V87H236ZM243 88V86H242ZM247 88V86L245 87ZM263 88V87H261ZM12 89V88H11ZM17 89V87H16ZM24 89V88H23ZM61 89V88H60ZM81 89V87L79 88ZM89 89V87H88ZM114 89V87H113ZM116 89V87H115ZM118 89V87H117ZM128 89V88H127ZM172 89V88H171ZM180 89V88H179ZM185 89V87H184ZM222 89V88H221ZM220 89V90H221ZM226 89V88H224ZM238 89V88H237ZM249 89V88H248ZM9 90V89H8ZM7 90V91H8ZM41 90V87H40ZM43 90V89H42ZM63 90V89H62ZM65 90V89H64ZM77 90V89H76ZM120 90V89H119ZM129 90V89H128ZM156 90V89H155ZM167 90V89H166ZM217 90V87H215ZM214 90V91H215ZM234 90V89H232ZM250 90V89H249ZM257 90V89H255ZM259 90V89H258ZM6 91V92H7ZM18 91V90H17ZM39 91V90H38ZM45 91V90H44ZM82 91V90H81ZM95 91V88H94ZM98 90V87L96 89ZM107 91V90H106ZM123 91V90H122ZM159 91V89H158ZM168 91V90H167ZM236 91V90H235ZM9 92V91H8ZM26 92V91H25ZM62 92V91H61ZM66 92V91H65ZM86 92V90L84 91ZM83 92V93H84ZM100 92V91H99ZM98 92V93H99ZM104 92V91H103ZM121 92V91H120ZM126 92V88H125ZM133 92V90H132ZM138 92V91H137ZM163 92V91H162ZM170 92V91H169ZM210 92V91H209ZM217 92V91H216ZM219 92V91H218ZM225 92V91H224ZM220 92V93H224ZM227 92V91H226ZM242 91L239 93L241 94ZM12 93V92H11ZM10 93V94H11ZM16 93V92H15ZM28 93V91L26 92ZM54 93V92H52ZM58 94V91H56ZM69 93V91H68ZM74 93V92H73ZM97 93V92H96ZM122 93V92H121ZM128 93V92H127ZM141 93V92H140ZM161 93V91H160ZM182 93V91H181ZM197 93V92H196ZM207 93V92H206ZM213 93V92H211ZM219 93V94H220ZM228 93V92H227ZM233 93V91H232ZM254 93V91H253ZM14 94V93H13ZM43 94H45L43 92ZM43 94L41 95L43 98ZM70 94V93H69ZM88 94V93H87ZM93 94V93H92ZM95 94V93H94ZM102 94V93H101ZM105 93L102 94V96ZM111 94V93H110ZM113 94V92H112ZM132 94V93H130ZM175 94V93H174ZM177 94H179L177 92ZM185 94V93H184ZM194 94V93H192ZM203 94V93H202ZM218 94V93H217ZM231 94V93H230ZM238 94V93H237ZM4 95H7L6 93ZM26 95V94H25ZM37 95V94H36ZM78 95H80L78 93ZM89 95V94H88ZM96 95V94H95ZM100 95V94H99ZM176 95V94H175ZM183 95V93H182ZM210 95V94H209ZM208 95V96H209ZM212 95V94H211ZM210 95V96H211ZM223 95V94H221ZM229 95V94H228ZM235 95V94H234ZM16 96V95H13ZM35 96V95H34ZM45 96V95H44ZM59 96V94H58ZM65 96V95H63ZM70 96V95H69ZM68 96V97H69ZM72 95L71 98H73ZM81 96V95H80ZM84 96V94H83ZM86 96V94H85ZM92 96V95H91ZM124 96V95H123ZM132 96V95H131ZM138 96V95H137ZM136 96V98H138ZM195 96V95H194ZM214 96V95H212ZM220 96V95H219ZM224 96V95H223ZM222 96V97H223ZM4 97V96H3ZM27 97V96H26ZM29 97V96H28ZM32 97V96H31ZM30 97V98H31ZM47 97V96H46ZM67 97V98H68ZM76 96H74L75 98ZM97 97V96H96ZM95 97V98H96ZM100 97V96H99ZM112 97V96H111ZM114 97V96H113ZM133 97V96H132ZM156 97V96H155ZM192 97V96H191ZM230 97V96H229ZM1 98V96H0ZM9 98V97H7ZM6 98V99H7ZM21 98V97H20ZM24 98V95L23 97ZM21 98V99H22ZM54 98V97H53ZM56 98V96H55ZM54 98V99H55ZM61 98V97H60ZM82 98L83 97H78ZM85 98V97H84ZM108 98V97H106ZM110 98V97H109ZM117 98V97H116ZM185 98V97H184ZM197 98V97H196ZM236 98V97H235ZM4 99V98H3ZM2 99V100H3ZM15 99V97L13 98ZM18 99V98H16ZM37 99V98H36ZM48 99V98H46ZM45 99V101H46ZM52 99V98H51ZM81 99V100H82ZM86 99V98H85ZM88 99V98H87ZM90 99V98H89ZM92 99V98H91ZM133 99V98H131ZM170 99V98H169ZM220 99V98H219ZM226 99V98H224ZM28 100V99H27ZM62 100V99H61ZM78 100V99H76ZM75 100V101H76ZM81 100L79 102H81ZM96 100V99H95ZM99 100V99H98ZM97 100V101H98ZM141 100V99H140ZM181 100V99H180ZM192 100V99H191ZM8 100H6L7 102ZM10 101V100H9ZM52 101V100H51ZM86 101V100H85ZM96 101V103H97ZM103 101V100H102ZM135 101V100H134ZM195 101V100H194ZM200 101V100H199ZM198 101V102H199ZM3 102V101H2ZM5 102V100H4ZM30 102V100H29ZM66 102V101H65ZM111 102V100H110ZM183 102V100H182ZM189 102V101H188ZM186 101V103L188 104ZM197 102V103H198ZM250 100L248 101L249 104ZM252 102V101H251ZM250 102V103H251ZM64 103V102H63ZM72 103V100H71ZM89 103V101H87ZM222 103V102H221ZM264 103V102H263ZM2 104V103H1ZM35 104V103H34ZM70 104V103H69ZM83 104V103H82ZM84 103L83 105H85ZM111 104V103H110ZM152 104H157V102H153ZM151 104V105H152ZM179 104V103H178ZM184 104V103H183ZM213 104V103H212ZM6 105V104H5ZM9 105V104H8ZM12 105V104H11ZM26 105V103H25ZM59 105V104H58ZM81 105V104H80ZM87 105V104H86ZM85 105V106H86ZM95 105V103H94ZM107 105V102L106 104ZM130 105V104H129ZM135 105V104H134ZM186 105V104H185ZM251 105V104H250ZM2 106V105H1ZM33 106V105H32ZM57 106V105H56ZM90 106V105H89ZM100 106V105H99ZM108 106V105H107ZM112 106V105H111ZM120 106V105H119ZM155 106V105H154ZM177 106V105H176ZM30 107V106H29ZM52 107V106H51ZM59 107H61L59 105ZM58 107V108H59ZM81 107V106H80ZM88 107V105H87ZM94 107V106H93ZM92 107V108H93ZM105 107V106H104ZM122 107V106H121ZM146 107V106H145ZM149 107V105L147 106ZM152 107V106H151ZM150 107V108H151ZM163 107V106H162ZM182 107V105H181ZM244 107V106H242ZM241 107V108H242ZM25 108V106H24ZM46 108V107H45ZM57 108V107H54ZM65 108V107H63ZM77 108V107H76ZM90 108V107H89ZM96 108V107H95ZM103 108V107H101ZM107 108V107H106ZM199 108V107H198ZM245 108V107H244ZM5 109V108H4ZM13 109V108H12ZM22 109V108H20ZM35 109V108H34ZM69 109V108H68ZM99 109V108H98ZM122 109V108H121ZM144 109V108H143ZM140 110V115L133 119L132 124H128L127 121H121L119 124L120 132L123 137H126L129 134L130 129L139 130L143 129L142 126H153L155 127L154 122L149 120L146 117V110ZM177 109V108H175ZM174 109V110H175ZM33 110V108H32ZM83 110V109H82ZM93 110V109H92ZM97 110V109H96ZM148 110V109H147ZM152 110V109H151ZM198 110V109H197ZM243 110V109H242ZM27 111V110H26ZM65 111V110H64ZM84 111V110H83ZM98 111V110H97ZM185 111V110H184ZM1 112V111H0ZM35 112V111H34ZM153 112V111H152ZM151 112V113H152ZM167 112V111H166ZM178 112V111H177ZM198 112V111H197ZM212 112V111H211ZM236 112V111H235ZM3 113V112H2ZM46 114H49L45 112ZM156 113V112H155ZM168 113V112H167ZM166 113V115H167ZM9 114V113H8ZM18 114V113H17ZM31 114V113H30ZM29 114V115H30ZM45 114V115H46ZM76 114V113H75ZM85 114V113H84ZM199 114V113H198ZM223 114V113H222ZM238 114L239 111H238ZM264 114V109L259 105L258 101L255 103L254 108H250L249 111H244L243 119L241 120V125L245 127V131L243 136L247 134L249 130L254 133H248L247 137L251 138V142L257 140V136L260 135L259 132L253 130L254 128H262V115ZM20 115V114H19ZM34 115V114H33ZM38 115V114H37ZM44 115V116H45ZM152 115V114H151ZM181 115V114H180ZM193 115V114H192ZM204 115V114H203ZM210 115V114H209ZM219 115V113H218ZM235 115V113H234ZM9 116V115H8ZM32 116V115H31ZM43 116V115H42ZM76 116V115H75ZM202 116V115H201ZM16 117V116H15ZM20 117V116H19ZM27 117V116H26ZM33 117V116H32ZM50 117V116H49ZM81 117V115H80ZM83 117V116H82ZM152 117V116H151ZM172 117V116H171ZM200 117V116H199ZM205 117V116H203ZM202 117V118H203ZM208 117V114H207ZM75 118V117H74ZM73 118V119H74ZM98 118L102 120H118L116 119V113H109L108 119L105 116H99ZM166 118V117H165ZM164 118V119H165ZM200 117V119L202 120ZM1 119V118H0ZM29 119H31L29 117ZM35 119V118H34ZM38 119V118H37ZM36 119V120H37ZM76 121H79V117L76 118ZM84 119V117H83ZM81 118V120H83ZM125 119V118H124ZM171 119V118H170ZM211 119V118H209ZM256 119L255 123H252ZM20 120V119H19ZM26 120V119H25ZM41 120V119H40ZM72 120V119H71ZM154 120V119H153ZM169 120V119H168ZM173 120V119H171ZM199 119H192V117L187 116L182 120H179L177 123L173 125V129L170 131L168 137L157 136L156 134H152L147 139L142 141L136 142L134 139L132 148H134L131 152L135 151L131 154L132 159L136 157V161L138 164H132L133 167L124 175V173H120L118 167H116V171L108 169H103L101 166L105 161L106 153L100 150L98 151L97 157H85L83 151L78 149L77 156H75L74 163H71L70 160L63 157L65 153H59L60 159L64 162V169L63 171H59L60 176L54 177L53 179L49 180L42 186L38 187L36 190L29 188L25 190L14 189L13 192L9 193L6 196L0 194V204L2 203L5 205L4 207L7 211L12 214L14 212H19V217L16 221L10 224H3L0 223V264H264V246L262 247V243L260 240L264 241V235L262 233H256L250 231L249 225L253 224L258 221L259 213L264 211V207H253L247 205V202H251L249 199L242 200L247 206L240 208L239 206L235 205L237 203L233 200V202H228L230 207H224L220 205L216 207H211L209 205L208 197L203 200L202 195L204 191L212 189V183L222 184L224 185V181L226 179L225 176L220 175V169L217 166H214L218 162L219 152L218 150L220 147H225L228 143L236 141L231 134V131L228 130L231 126H225L221 131V135L218 134L217 124L215 122L216 118L212 119L210 122L206 120V123ZM8 121V118H7ZM32 121V120H31ZM35 121V120H34ZM60 121V120H59ZM75 120L70 122L69 124L73 126L76 123ZM161 121V119H160ZM218 121V120H217ZM30 122V120H29ZM38 122V121H37ZM62 122V121H61ZM64 122V120H63ZM82 122V121H80ZM44 123V122H41ZM67 123V122H65ZM84 123V122H83ZM83 123H81L83 125ZM165 123V122H163ZM63 124V123H62ZM21 125H23L21 123ZM29 126V124L27 123ZM33 125V122H32ZM49 125V124H48ZM60 125V124H59ZM161 125V124H160ZM224 125V124H223ZM2 126V125H1ZM41 126V125H40ZM57 126V125H56ZM63 126V125H62ZM14 127V125H13ZM36 127V126H35ZM45 127V126H44ZM54 127L50 126V128ZM66 127L65 124L63 126ZM249 127V128H246ZM23 129V127H21ZM26 128V127H25ZM31 128V127H30ZM41 128V127H40ZM47 128V127H46ZM84 128V127H83ZM152 128V127H151ZM150 128V129H151ZM220 129V127L218 126ZM239 128V127H237ZM72 129V128H71ZM77 129V128H76ZM85 129V128H84ZM155 129V128H154ZM163 129V128H162ZM166 129V128H165ZM10 130V129H9ZM12 130V129H11ZM18 130V129H16ZM239 130V129H238ZM35 131V130H34ZM39 131H41L39 129ZM90 131V130H89ZM148 132V130H146ZM160 131V130H159ZM241 131V130H240ZM33 132V131H32ZM38 132V131H37ZM44 133L43 131H41ZM61 132V130L59 131ZM77 133V131H75ZM82 132V131H80ZM94 132V131H93ZM133 132V131H132ZM141 132V131H140ZM164 132V131H162ZM243 132V131H242ZM15 133V132H14ZM17 133V132H16ZM29 133V132H28ZM239 133V131H238ZM258 133V135H257ZM10 134V133H9ZM21 134V133H20ZM19 134V135H20ZM37 133H35L36 135ZM48 134V133H47ZM23 135V134H22ZM20 135V136H22ZM30 135V134H29ZM32 135V134H31ZM46 135V134H44ZM112 135V134H111ZM236 135V134H235ZM240 135V133H239ZM37 136V135H36ZM42 136V135H41ZM52 136V135H50ZM82 136V135H81ZM10 137V136H8ZM15 137V136H14ZM13 137V139H15ZM26 137V135H25ZM33 137V136H31ZM111 137V136H110ZM241 137V135H240ZM11 138V137H10ZM35 138V137H34ZM40 138V136H39ZM45 138V137H44ZM50 139V137H48ZM82 138V137H81ZM86 138V137H83ZM244 138V137H243ZM8 139V138H7ZM17 139V138H16ZM23 139V138H22ZM32 139V138H30ZM37 139V138H36ZM35 139V141H36ZM89 139V138H88ZM121 139V138H120ZM245 139V138H244ZM10 140V139H9ZM38 140V139H37ZM123 140V139H121ZM128 140H131L130 135H128ZM18 141V140H17ZM20 141V140H19ZM25 141V140H24ZM60 141V139H59ZM107 141V140H106ZM242 141V140H241ZM2 142V140H1ZM0 142V143H1ZM12 143L11 141H9ZM26 142V141H25ZM47 142V141H46ZM98 142V141H97ZM94 145H96V143ZM101 142V141H99ZM124 142V141H123ZM151 142V144H150ZM16 143V142H15ZM14 143V144H15ZM45 143V142H44ZM72 143V141L70 142ZM80 143V142H79ZM109 143V142H108ZM35 144V143H33ZM37 144V143H36ZM35 144V145H36ZM87 144V143H86ZM107 144V142H106ZM24 145V144H23ZM125 145V144H124ZM32 146V144H31ZM97 146V145H96ZM242 146V145H241ZM1 147V146H0ZM8 147V145L6 146ZM5 147V148H6ZM33 147V146H32ZM51 147V146H50ZM75 147V146H74ZM100 149V143L98 144ZM229 145L227 146V148ZM236 146H234L235 148ZM239 147V146H238ZM243 147V146H242ZM245 147V146H244ZM3 148V147H2ZM10 147H8L9 149ZM226 148V149H227ZM246 148V147H245ZM244 148V149H245ZM1 149V148H0ZM7 149V148H6ZM26 149V148H25ZM24 149V150H25ZM113 149V148H112ZM233 149V147L231 148ZM239 149V148H237ZM4 150V149H3ZM31 150V149H30ZM71 150V149H70ZM106 150V149H105ZM224 150V149H222ZM236 150V149H235ZM240 150V149H239ZM109 151V150H108ZM120 151V149H119ZM241 151V150H240ZM111 152V151H110ZM223 152V151H222ZM16 153V152H15ZM32 153V151H31ZM67 153V152H66ZM94 153V152H93ZM124 153V152H123ZM130 153V152H129ZM128 153V155H129ZM226 153V151H225ZM233 153V152H232ZM238 153V152H237ZM4 154H6L4 152ZM45 154V153H44ZM126 154V153H124ZM224 154V153H223ZM25 155V154H24ZM127 155V154H126ZM239 155V154H238ZM1 156V155H0ZM73 155H68V157H72ZM225 156V155H222ZM3 157V156H1ZM119 157V156H118ZM125 157V156H124ZM116 158V157H115ZM44 159V158H43ZM123 159V158H122ZM230 160V157H228ZM232 159V158H231ZM235 159V157H234ZM240 159V158H239ZM226 160V159H225ZM56 161V160H55ZM231 163L233 160H230ZM229 161V162H230ZM237 161V160H236ZM235 161V162H236ZM241 161V160H240ZM39 162V161H38ZM41 162V161H40ZM113 162V161H112ZM118 165V158L113 162ZM242 162V161H241ZM61 163V162H60ZM246 163V161H245ZM41 164V163H40ZM39 164V165H40ZM46 164V163H44ZM87 164L84 168V165ZM242 164V163H241ZM47 165V164H46ZM49 165V164H48ZM107 165V164H106ZM111 165V164H110ZM224 165V164H223ZM259 165V164H258ZM59 166V165H58ZM78 166V167H76ZM109 166V164H108ZM116 166V165H115ZM120 166V165H118ZM127 166V165H126ZM255 166V165H253ZM41 167V166H40ZM83 167V168H82ZM256 167V166H255ZM254 167V169H255ZM59 168V167H58ZM232 168V167H231ZM257 168V167H256ZM223 169V168H222ZM230 169V168H229ZM228 169V170H229ZM258 169V168H257ZM256 169V170H257ZM67 170H73L77 172L73 176L68 177L64 172ZM248 170V169H247ZM246 170V171H247ZM260 170V169H259ZM264 170V169H263ZM249 171V170H248ZM218 172L220 176L210 177L207 176V173ZM234 172V171H233ZM241 172V170H240ZM251 172V171H250ZM255 170H252V174H254ZM264 172V171H263ZM261 171V174H264ZM69 173V172H68ZM71 173V172H70ZM236 173V172H234ZM243 173V172H242ZM217 174V173H216ZM240 174V173H239ZM238 174V175H239ZM248 175V173H246ZM237 175V174H236ZM233 175V176H236ZM255 175V174H254ZM257 175V174H256ZM213 176V175H212ZM231 176V175H230ZM241 176V175H240ZM238 177V176H237ZM246 177V176H245ZM248 177V176H247ZM258 177V176H257ZM260 177V176H259ZM229 178V177H228ZM234 178V177H231ZM239 178V177H238ZM249 178V177H248ZM246 180H250V179ZM251 178V177H250ZM35 179V178H34ZM241 179V178H240ZM244 179V180H245ZM257 179V178H256ZM36 180V179H35ZM242 180V179H241ZM227 181V180H226ZM234 183V181H231ZM252 182V180H251ZM255 182V181H254ZM35 183V182H33ZM237 183V182H236ZM260 183V182H259ZM263 183V182H262ZM232 184V183H231ZM239 182V186H240ZM246 185V181L244 182ZM230 185V184H229ZM233 185V184H232ZM249 185V184H248ZM251 185V184H250ZM255 185V184H254ZM253 186V185H252ZM263 186V185H262ZM32 187V186H31ZM257 187V185L255 186ZM73 188H77L76 192L68 199L65 196L67 191H70ZM227 188V187H226ZM230 188V187H229ZM233 188V187H232ZM254 188V187H252ZM219 189V188H218ZM237 189V187H236ZM229 190V189H228ZM214 191V189H213ZM239 191V190H238ZM250 191V190H249ZM256 192V190L254 189ZM72 192V191H71ZM210 192V191H209ZM253 192V191H252ZM259 192V191H258ZM257 192V193H258ZM262 192V191H260ZM264 192V190H263ZM1 193V192H0ZM225 193H227L225 191ZM230 193V192H229ZM238 193V192H237ZM246 193V190H245ZM217 194V193H216ZM219 194H221L219 192ZM58 195L59 202L58 205H54V203L50 200L47 202L46 206L43 207H36L33 208L35 203L34 199L44 196H52ZM71 195V194H70ZM228 195V194H226ZM253 195V194H252ZM208 196V195H207ZM222 196V195H221ZM225 196V195H224ZM237 196V195H236ZM235 196V197H236ZM263 196V195H262ZM234 197V198H235ZM50 198V197H48ZM227 198V197H226ZM233 198V197H232ZM245 198V196H244ZM255 198V197H254ZM217 199V198H216ZM222 199V198H221ZM236 199V198H235ZM17 200V202H14ZM45 200V199H44ZM260 200V199H259ZM229 201V200H228ZM253 201V200H252ZM205 202V203H204ZM213 202V201H211ZM221 202V201H220ZM220 202H213L220 203ZM240 202V200H239ZM257 202V201H256ZM254 202V203H256ZM212 203V204H213ZM222 203V202H221ZM227 203V202H226ZM258 203V202H257ZM43 204V203H42ZM45 204V203H44ZM213 204V205H214ZM244 204V205H245ZM264 204V203H263ZM254 205V204H253ZM36 206V205H35ZM224 206V205H223ZM232 206V207H231ZM6 212V211H5ZM255 213V215H254ZM15 215V214H14ZM249 215L253 217V219H249ZM18 216V215H17ZM11 217V216H10ZM260 217V216H259ZM262 220V218H261ZM1 221V219H0ZM3 221V220H2ZM241 221V222H240ZM242 223V225L240 223ZM259 222V221H258ZM261 222V221H260ZM261 224V223H260ZM260 226V225H259ZM25 227H31L36 231L31 232L30 234L23 235L21 232ZM252 228V227H251ZM26 230V229H25ZM261 230V229H260ZM259 230V231H260ZM261 232V231H260ZM246 253L251 255L252 257L256 258L253 260L251 257H248L247 262H243L242 255ZM247 255V256H248Z\"/></svg>",
	"mask_w": 264,
	"mask_h": 264
}]
</instances>
